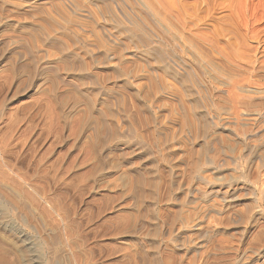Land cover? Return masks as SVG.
<instances>
[{
    "label": "rangeland",
    "instance_id": "obj_1",
    "mask_svg": "<svg viewBox=\"0 0 264 264\" xmlns=\"http://www.w3.org/2000/svg\"><path fill=\"white\" fill-rule=\"evenodd\" d=\"M10 1L11 2L14 1L13 2L14 4L16 2V0H10ZM40 1H41V4H39ZM161 1L162 0H37V1L35 0V2H34V0L33 1H31V0H24V1L23 0H17L16 3L18 5L21 4L24 6V5H26L24 3L27 2L26 6L32 7L34 4V6L32 7L34 9L36 7L37 8L41 7L43 5V3L45 2L46 5H43V6L45 9L47 8V10H44L43 7H41V8H43V11L44 12L46 11L47 14L45 12L43 14V16L41 14H38L39 16L34 15L36 18L33 16V19H35V20L39 17V20L37 19L38 23H36V24L39 25L40 28H34L32 30H30L31 28H28L29 29V31H28L27 28L25 29L23 27H20V29H18V26L14 27L15 30H13V26H11V25L0 26V29H1L0 30V35H1L0 39H6L8 42L9 41L11 42L8 44H7V42H6V44H2V45L0 44V48H1V46H3L0 49L1 50L0 53L3 52V55H4L3 56L0 54V73L1 74L4 73L3 78L6 79V80L3 79L2 78L3 75L1 76V74H0V78L2 80L6 81L5 82V81H2L0 79L1 80L0 84L3 82L2 85L0 86V99H1V102H0V105H1L0 106V111H1L0 120L2 119L0 121V124L1 123L4 124V125H2V124L0 125V141H2V142H0V144L2 145V146H0V148L3 147L1 149L4 150L5 152H8V153H5V152L1 151V149H0V157H1L0 158V161H1V163H0V179L3 178L2 180H0V186H4V187H0V195L2 196V194H3L2 198L0 197V203L2 202L1 203L2 206L0 205L2 207V208L0 207V264H19V263L20 264H28L29 262H30L29 264H31L32 261H33L32 264H34V263L35 264H39V263L40 264H47L48 260H49V262L52 263V261H54V258H56V257H57L56 258L57 264H80V263L82 264L85 262L84 261L85 259L87 260L86 261L87 264H89V263L90 264L91 263H93V264H100V263H102V264H138V263L139 264H144V263L147 264V261L148 262L150 261L149 264H151L152 262H154L153 264H158L157 263L158 259H159V262H161L160 264H167V262H169L168 264H171L172 262H173L172 264H186V263L191 264L192 262H193V264H197L198 263L197 261H199L198 264H206V262H208L207 261L208 260V252H209V250L212 249V247H214V244H215V247L213 249L216 250L217 252H218V250H220V251L221 250H227V248L229 247L230 244L234 245V246L232 245V248L234 247V249H235V247H236V243L238 242V241L236 242V240L239 238L238 234H236L232 231H228L227 233L225 231L224 232L220 231V233H218L219 232L218 230H220L221 227L223 228L225 226V222H226V224L228 223L229 219H226L227 214L230 215L232 212L238 213V211H239V214L242 212L244 214L247 213L246 215L248 217L250 215V220L252 221V223H250L248 225V230H247L248 232L246 233V238L250 237V234L252 231L251 227H253V225H255L256 223L264 224V222H263L264 215L259 216L256 213L258 211V209H257L258 208V201H259V203H261V201L264 203V191H263L264 187H262L264 184L262 183V185H261V183H260V182L264 181V174H263L264 173L263 172L264 167L257 169L256 167H257V163L259 162V160H257L255 157H252L253 154L252 153L250 154L248 152V149L250 146V140L256 137L255 140H258V141H256V142H255V140H253V141L255 143L258 142V144H255L254 142L253 143L255 145L260 146L261 150L258 147L259 150L256 149L254 151H256L255 153H260V155H262V157L264 156L263 155L264 151H262V150H264V149H262V148H264V143H262L264 141V136H262L264 134V121H263L264 120V116H263L264 110L261 111L262 109H264V105L262 106L260 104H257L258 102L253 100L251 104L252 105L254 104L253 105L254 107L255 106L258 107L259 108V110H258V108H254V107L252 108L251 104H250V106H249L250 108H249L248 105L246 103H244V104H246L245 108L243 107L244 104L239 105L242 108L239 106L238 107L240 109H246V110L249 109V110H247V111L246 110H240V112L243 111V112H241L242 114L241 115L239 114L240 116H235V115H237V112H238V109H236L237 112L235 111V109H233L234 107L236 108V106L235 105L232 106L233 105L232 101L234 100V99L232 100V98H233L232 94H233V92L235 93V91L232 92L231 97L229 95L230 91L228 92V89L230 90L232 87L231 85L234 84L235 85L234 88L236 87L237 89L236 88L235 89L239 92V93L236 92V93H238V95L235 93L236 96H239L242 94L241 96L248 97L249 94H252L253 92H255L256 94H258V92H259L260 95H256L253 93L254 95L253 94L250 95L252 97L263 96L264 95V86H263L264 80H260L259 78H256V76H258L257 72L259 71L258 70L259 66L258 65L253 66L254 67V68L252 67L253 71L251 69L249 70V68L251 67L250 65L241 66L242 68L240 67V69H239L240 71L238 74L239 75L243 74V77L241 75L240 80L242 81L243 78L245 80V81L243 80L244 82L242 81V83L239 82L241 84V86H240L238 84V82L236 83L234 81L238 77L237 76L238 74L235 73L236 71L233 72L232 76L233 77L235 76L233 78L231 76L232 71H230V72L227 71L228 69H225V67H223V66L216 65L213 63H210V64H206L205 62L200 63L199 61H197L193 58H190V57H192L193 54H188L186 48H184V50H182V52H181L182 54L180 53L181 55H178V56H182V57L185 56L183 58L184 59L183 64L179 63L176 65L174 63L172 64V62H170V63L165 62V64L164 63L161 64L160 63L161 60L159 58V55H157L158 53L156 54V52H155V51L158 52V49L160 47L161 24H160L159 20H160L161 14H162V11L160 12V10H162V6H161L162 2ZM166 1H168V0H166ZM173 1H174V4H173ZM173 1L170 0L167 2L168 3L167 4L168 5V12H170V13L167 12L168 13L167 14L168 15L167 20L169 21V23L171 25H173L172 27L175 26L174 27V30H175L174 36L172 37L173 34H171V33H169L167 35L168 41L170 42V44L176 43L178 46H183V43L185 40L183 38H190L191 30L194 31L196 28L202 29V31L203 30L204 31L205 30L210 31L211 29L213 30L212 27L217 28L216 26L218 25V28L221 27L225 30H229V28L226 27L227 25L222 24V22H223L222 20L227 21L231 17L234 16L233 14H232L233 16L230 14L232 12L229 11V13H228V11H227L228 9L225 7L227 5V2L223 7L224 10L223 9L219 10L216 8H213L214 9L213 10L212 7L216 4L221 3L222 0H215L216 2H214L212 0H210V1L209 0H173ZM205 1L206 2L208 1V2L206 3ZM199 3H201L202 5ZM211 3L213 6L212 5L210 6ZM28 4H30V5H28ZM205 4H206V7H205ZM38 5H39V7H38ZM174 5H175V7H174ZM47 6L49 7V9ZM209 6L211 8H209ZM195 7H197V8H195ZM198 9L201 11H199ZM205 10L207 11V13L205 12ZM144 11H145V13L146 12L150 13L148 15L150 18H148L147 15L143 14ZM48 12H50V13H48ZM159 13H161V14H159ZM195 13H196V15H195ZM208 13L210 14V16L212 15L211 17L215 18L216 24L213 23L215 26L211 25L210 23H200L199 22V20H202L203 18H209L210 16ZM35 14H37V12ZM45 14L48 16L50 14L51 17L49 16L50 17L49 18ZM205 14L208 16L204 17ZM169 15H171L172 17L170 16V18H169ZM43 17H45V18H43ZM224 18L227 20H225ZM43 19H46V20H43ZM37 20L35 22H37ZM196 20H198V21H196ZM231 20H233V18ZM41 21H42V24H40ZM44 21L46 23H44ZM49 22H52V25H50L51 23H49ZM218 22H221V23L217 24ZM48 24H49V26H48ZM195 25H197V26H195ZM53 26H54V28H53ZM210 26H212V27H210ZM10 27H11V30H10ZM46 27H47V29L48 28H52V29H50V30L46 29V32H45ZM21 28H22V30H21ZM35 29L37 30L36 34L41 30L37 35L42 36V34H43L42 39H40V37H38V36L36 37V34H35V36H34V34L33 35L31 34L32 31H36ZM43 29H44V31H43ZM59 29H61V30H59ZM9 31H11V34ZM14 31H15L16 36H13ZM22 32H25V33H22ZM231 32L227 31L228 36H226L227 38H222L220 40L221 44H225V43L227 44L228 40L231 42H236V40L233 38L228 39L229 36H231ZM4 33L6 35H4ZM19 33L20 34L22 33V34L20 35ZM29 33L31 35H29ZM33 33H35V32H33ZM2 34L5 38L2 37ZM170 34H171V36H170ZM19 35L21 36V39H20ZM22 35H24V37H22ZM44 36H47V37L55 40L58 44L60 43L61 46H63V48L59 49L60 48L59 46H56L55 44L47 43L44 40ZM11 37H12V39H11ZM35 37L37 38L36 41H35ZM139 38L140 39L142 38V41L141 40L138 41L137 39H139ZM143 38H145V39H143ZM175 38H177V39H175ZM61 40L64 43H61L62 42ZM143 40L144 41L147 40L146 41L147 43L143 42ZM15 41H17V42H15ZM23 41L26 44H28V47L30 50L28 49L27 45ZM15 43H17V45L14 46L13 44H15ZM65 43L66 44L68 43V44L66 45ZM71 44H74V46ZM148 44L150 45V47ZM31 45L37 50L38 53L35 51V49ZM250 45H252L254 47L256 44L251 43ZM262 46H263V48H262ZM9 47H11V48H9ZM14 47H16V48L14 49ZM257 47L260 48L259 51L261 53H258L256 58L259 59L260 61H262V60H264V53H262V49H264V43L260 44V46L258 45ZM17 48H18V50H16ZM19 48L20 49L25 48L26 50L28 49L30 52L33 49L32 50L33 52H31V53L27 52L25 49H24L25 52L23 50H22L23 51L22 52L19 50ZM6 49H8V50H6ZM57 49L61 50V51H58ZM64 49H66L65 50L66 52L64 51ZM147 49H149V50H147ZM153 49H154V51H153ZM150 50H152L154 54L152 53V51L150 52ZM4 51H6V52H4ZM62 51H63V53H61ZM75 51H78V52L76 53ZM29 53L32 55L30 56ZM36 53L39 54L38 55L39 57L36 56L37 55ZM41 54L44 57L43 56L41 57ZM69 54L75 55L76 62L71 61ZM24 55H25L26 59H24V57H23ZM32 56L37 57V58H34V60H33ZM59 56H61V57H59ZM66 57H67V60L65 59ZM79 57H81L82 60ZM28 58L30 59V62H32V61H34V62H32V63L27 62V61H29ZM38 58H39V60H38ZM17 60H20V61H17ZM45 60H46V63H44ZM60 60H62V61L65 60L67 62V63H65V64H67L66 67L64 64L65 61L62 62ZM13 61H15V64ZM39 61H41V62H39ZM49 61H51V62L49 63ZM19 62L20 63L23 62V64L21 63L20 65H17L18 66L17 67L16 64H19ZM38 62L40 64H38ZM25 63H27V66H29V65H31V66L27 68ZM28 63H29V65H28ZM36 63H37V67H36ZM41 63L47 64V65L52 64L50 66H52V70H55L52 72V76L50 74L51 71L47 70L48 72L43 71L41 73L39 71H37V68L42 66ZM70 63H72L73 65H71ZM83 63H85L87 65H84ZM12 64H14L13 67H12ZM79 64H82L84 66L89 65V67H88L89 69L86 67L85 68L89 70L91 75H93V76L95 75L94 81L98 77L97 80L101 79L100 80L101 82L99 80L98 81L100 83L95 81L97 84V85L95 84L96 86L92 85V84H91L92 86H89L90 83H82L83 82V80L81 81L82 77L78 73L74 72V69ZM54 65H55V67H56V65H58L59 68L57 66V69L56 68L53 69ZM68 65H70L69 68H68ZM24 66H26V67H24ZM71 66H73V68ZM164 66H167V67H164ZM22 67H23V69H22ZM70 67H71V70H70ZM246 67H247V69H246ZM35 68H36V70H35ZM62 68L64 69V71ZM66 69H69V70H66ZM20 70H23V71H20ZM34 70H35V72H34ZM58 70H60V71H58ZM224 70H226V71H224ZM246 70H248V71H246ZM254 70H255V74H253ZM12 71L13 72L15 71L14 72L15 75ZM66 71L68 74L65 73ZM249 71L253 72L252 75L249 74ZM37 72H38V74H37ZM55 72L57 73L58 76L60 75L59 76L60 79L63 78V81L57 79L58 78L57 75L55 77V74H56ZM185 72H186V75L182 76L183 74H185ZM31 73H32V75H31L32 77L35 74V76L33 77V80L31 79L32 83H34V84H32L30 82L31 81L30 80L31 77L29 78L30 75L26 76V75L31 74ZM39 73H40V76H39ZM189 73H191V75H189ZM7 74H10V75H7ZM41 74H42V78H41ZM45 74H47V75H45ZM48 74L53 78L52 79L46 78V76L50 77ZM244 74H245V77H248V76H250V77L246 79L244 77ZM70 75H71V77H70ZM77 75H79V76H77ZM187 75H189L191 77V79L193 77V79L190 81L189 80L190 77ZM226 75H228V76H226ZM6 76L7 77L9 76V78H11V79L13 78L14 80H12V81H10L11 79L7 80ZM37 76H39L40 78ZM64 77H65V79H64ZM77 77H80L81 79L77 78ZM184 77L186 79H187V77L189 78V79H187L188 82L186 79H185L186 81H184L182 79ZM220 78H221V80H220ZM238 78H240V77H238ZM79 79H80V81H77ZM223 79L225 81H223ZM229 79L232 81V83ZM251 79H252V81H251ZM26 80L29 81L28 82L29 86H27ZM42 80L44 82L40 83V81H42ZM51 80H53L52 81L53 83H51ZM181 80L184 81V84H183V81H181ZM246 80H248V81H246ZM22 81L25 82V84H26L25 87H24V82H22ZM45 81H46V83L48 82L47 84L49 85V87L52 84V86H53V87L51 86V88H53L52 90H51V88L49 89V87H47L48 85L45 83ZM192 81H193V83H191ZM237 81H239V79ZM254 81L258 82L257 85H256V82H254ZM78 82H79V85H78ZM186 82H187V84H185ZM229 82L231 85H229ZM261 82H262V84H260ZM30 83H31V85H30ZM37 83L40 84V86L42 84L41 88ZM189 83H191L192 85H195L197 90L193 89L195 87H192V85ZM67 84H68V86H72V87L68 88ZM85 84L87 87L85 86ZM98 84H100L101 86H98ZM6 85L9 87H7ZM21 85H23V87ZM3 86L6 89L9 88V90L6 91V89ZM79 86L81 88L83 87L84 89H86V91H85L86 93L83 92ZM2 87H3V89H2ZM26 87H29V88L26 89ZM73 87L74 88L76 87V88L73 89ZM91 87H94V88L97 87L98 91L96 88L94 89ZM10 88L12 89V92H11ZM37 88H38V91H37ZM45 88H47V89H45ZM104 88H106V89H104ZM107 88L109 89L110 93L112 92L111 90H113L115 93L117 92L115 94L116 95L115 97H120V98L116 99L117 102H118V99H121V100H119L118 105H116L117 102H115L116 101L115 97L105 98L106 96L102 93V91L108 92ZM188 88H190V92H192V91L196 92L197 91V93H195V92L194 93L196 94V96L198 94V96H197L198 99L196 98V96H194L195 95L194 93H193L194 95H192L190 92H188L189 91ZM87 89H89V90H87ZM186 89H187V91H186ZM254 89L256 91L258 90V92L253 91ZM15 90H17V91H15ZM46 90H48L47 91L48 94L51 95V97H50V95L49 96L47 95L48 99H46L47 97L45 96V94H47ZM53 90H54V92H53ZM251 90H252V92H251ZM260 90H263L262 91L263 94L261 93ZM14 91L16 92V94ZM40 91L43 95H41ZM81 91H82V94H81ZM87 91L89 94L87 93ZM90 91H92V93H94L93 94L94 96H92ZM118 91L121 94H119ZM37 92H39V93H37ZM49 92H51V93H49ZM98 92L100 94H97ZM114 92H112V93H114ZM227 93H228V95H227ZM3 94L6 95L5 96L6 98L3 97L4 96ZM190 94H191V96H189ZM38 95H40V96H38ZM84 95H86V97H88V95H89L88 98L90 100L88 98H85ZM7 98L10 100V102H8L9 100ZM195 98H196L197 102H196ZM108 99H110V100H108ZM122 99H123V101H122ZM33 100H34V103H33ZM40 100H41V102H39ZM198 100H199V102H198ZM229 100H231V101H229ZM245 100H247V99H245ZM89 101H91L92 103L91 102L88 103ZM120 101H121V103H120ZM48 102L50 103V105L52 107H50ZM122 102L125 106L122 105ZM254 102H256V103H254ZM12 103H13V105H12ZM89 104H91V106ZM42 105H43V108L41 107ZM197 105H199L200 107ZM118 106L120 109L117 108ZM9 107H10V110H9ZM260 107H261V109H260ZM50 108L51 109L53 108L52 110H54V111H52ZM91 108H92V110H91ZM124 108L126 111L123 110ZM13 110H15V111H13ZM43 110L45 113L43 112ZM46 110H47V112H46ZM55 110L57 113L55 112ZM254 110H256V111H254ZM102 111H104L105 113H103ZM115 111H118V112H115ZM200 111H202V112H200ZM253 111H254V113H253ZM10 112H14V113H12V115H11ZM27 112H28V114H27ZM37 112L41 116L36 115V114H38ZM49 112L50 113L52 112V114H50L51 116H53V114L59 115V117L56 115V117L59 118V120L57 118H54L56 121V123L54 121V123L52 125L54 128L52 126H49L50 128L52 127L54 131L52 129H50L49 127H46V126H45L46 128L44 127V125L47 123V121H45L47 119L46 113H49ZM125 112H127V113H125ZM198 112L200 114H198ZM245 112L246 113L248 112L249 114L248 113L246 114ZM6 113H7V115H6ZM9 113L11 116L9 115V118H7ZM257 113L260 115L257 116L256 115ZM13 114L20 121L17 120L13 116ZM101 114L102 115L105 114V115L102 116ZM19 115L21 116V118L19 117ZM42 115H43V118H42ZM107 115L110 116L111 119L109 117H107ZM111 115L113 116V118ZM35 116H36V118H35ZM38 116H39V119L37 118ZM100 116L101 117L105 116L107 120L105 119V117L102 119ZM251 116H253L256 120ZM11 117L15 118V120H14V118H12V121L14 120L15 122L8 120V119L11 120ZM237 117H241V118H237ZM248 117H250V119ZM66 119H68L69 122H71V123H69L68 120H66ZM73 119H74V121L77 120L76 123L73 121ZM244 120H246V121H244ZM257 120H259V121H257ZM260 120L263 122V124ZM22 121H24V122H22ZM31 121H32V123H30ZM34 121L36 124L34 123ZM108 121L111 123H109ZM241 121H243V122H241ZM247 121H249V122H247ZM37 122H38V124H37ZM10 123L12 125L15 123V125L12 126ZM25 123H27L26 126H25ZM39 123H42L43 125H41ZM58 123H59L61 129H60V127H55L54 124H56V126H57ZM107 123H108V125H111V126L106 125ZM255 123H256V125H253ZM7 124L11 125V127H13V128H11L10 126H7ZM28 124H31V126ZM33 124H35L37 128L35 127V125L33 126ZM72 124H74V125L76 124L75 127L73 125L74 129L72 128ZM245 124H246V126H245ZM261 124L263 127L260 126ZM21 125H22V127H21ZM47 125H48V123H47ZM6 126L8 127L7 130H5ZM17 126H20L21 128L17 127ZM29 126H30V128L31 127L32 128L30 129ZM42 126H43V128H42ZM257 126H258V130H256V131L259 132L258 134L256 131H254V129H256ZM27 127L29 128V130L26 132L25 130L28 129ZM89 127L91 128V130ZM102 127H104L105 130H103L104 128L102 129ZM260 127L263 130H261ZM55 128H56V132H55ZM69 128H72L73 130L69 129ZM106 128L107 129L111 128V129H109L107 131ZM12 129H14L15 131ZM16 129H17V131H16ZM32 129H33V131H32ZM57 129H58V131H57ZM115 129H117V130H115ZM18 130L19 131L21 130V132H18ZM59 130L61 132H59ZM69 130L73 131V132L70 133ZM5 131H6V133H5ZM13 131H14V135H12ZM41 131L43 134L41 133ZM90 131H92V132H90ZM93 131H95V134L93 133ZM102 131H104V133ZM114 131L116 133L118 132L117 134L120 135L119 140H118L119 137H117L118 135L113 133ZM124 131H126V133H124ZM1 132L5 133V134L2 133L3 135H5V139H4V137H2L3 135L1 134ZM30 132H32V133H30ZM58 132L61 134H58ZM106 132H107L108 136L106 135ZM253 132H254V134H253ZM7 133H9V135ZM24 133H27L30 136L26 135L27 136L26 137ZM35 133L37 136L35 135ZM38 133L40 135H44L45 143L43 142V145L41 143L44 140L43 136H40ZM91 133H93V135ZM112 133L115 136L111 135ZM160 133H162V134H160ZM164 133L166 135H164ZM250 133H252V134H250ZM260 133H262V134H260ZM10 134L12 137L10 136ZM16 134L18 136L19 135L20 136L18 137ZM109 134H110V136H109ZM101 135L103 137H101ZM247 135H248V137H247ZM260 135L262 136V138ZM111 136H113V137H111ZM252 136H254V137L252 138ZM1 137L4 140H2ZM20 137L22 138L21 140H20ZM39 137H41V138H39ZM245 137H246V139H245ZM25 138L27 139V141L25 140ZM259 138H261V139H259ZM35 139H37L38 141ZM39 139H42V140L40 141ZM22 140H23V142L25 141L26 143L24 142V144H22L23 143V142L21 143ZM52 140H54V141H52ZM4 141H6L5 144H4ZM17 141L19 142V145L21 146V150L19 148L20 146L18 147V145H15V144H18ZM49 141H51V142H49ZM14 142H15V144H14ZM251 142H252V140H251ZM27 143H29V144H27ZM35 143L38 146H36ZM47 143H48V146L50 144L51 145L48 147V146H46ZM138 143L141 145L143 144L142 145L143 148H141V145H139ZM145 143H147V144L145 145ZM40 144L42 146H40ZM259 144H263V145H259ZM6 145L7 146L9 145V146L7 147ZM136 145L138 146V148ZM251 145H253V144L251 143ZM5 147H7V148H5ZM45 147H47L46 148L47 150L45 149ZM144 148H145V150H143ZM146 148H147V150H146ZM148 148L152 153L148 150ZM151 148H153V150L155 152ZM244 151H245V153H244ZM2 152H3V154H2ZM10 152H11V155L9 154ZM34 152L36 154H34ZM42 152H43V154H42ZM147 153H148V156H147ZM149 153L151 154V156H149L150 155ZM45 154L47 156L46 159L44 156ZM31 155H33V156H31ZM37 155L38 156L41 155L40 158ZM142 155H143V157H142ZM154 155L157 157H154ZM248 156H249V158H248ZM31 157H32V159H31ZM33 158L37 159L38 161L34 160ZM156 158L159 162L158 163L159 165L156 164L157 163V160H155ZM147 159H149V160H147ZM47 160L51 161L52 164ZM255 161H257V162H255ZM34 162L37 163V166ZM45 163H46V165H44ZM53 163H54V165H53ZM255 163H256V165H254ZM47 164H50V165H47ZM56 164H58L59 166H62L63 168H65L66 165L68 166V168L67 167L66 168L68 169L69 172H68V175L66 177H65V175L63 176L64 179L61 175L58 176V175H56V173H51V171H56V170H54V167L57 166ZM147 164H149L150 167ZM39 165H42V166H39ZM156 165H157V167H156ZM46 166H48V167H46ZM49 166H51V168ZM79 167H80V169H79ZM151 167L153 168V170ZM40 168H42V169H40ZM45 168H47V169H45ZM52 168H53V170H52ZM75 168H77V169L75 170ZM156 168H158V169H156ZM37 169H39V170H37ZM43 169L46 172H44ZM3 170H5V172ZM48 170H51V171H48ZM136 170H138V171H136ZM255 170L261 172L260 179L257 178V181H253V180H256V177L258 176V175H255V174H257V171H256V173H254ZM39 171H40V173H39ZM41 171H43V173ZM145 171H147L146 172L147 174L145 173ZM45 173H47L49 175H51V174H54V175L49 176L47 174L45 175ZM73 173L76 175H74ZM150 173H151V175L154 173L152 175L153 177L150 175ZM142 174H143V176H141ZM5 175H6L7 179H6ZM11 175H12V177H11ZM44 175H45V177H44ZM84 175H85V177H82L83 180H81L80 176H84ZM149 175H150V177H148ZM46 176H48V177H46ZM75 176H78V177L75 178ZM136 176H138V177H136ZM145 176H147L146 179L144 178ZM14 177L15 178L17 177L16 178L17 180H15ZM50 177H52V180H53V178H55L53 180L54 182L52 180L50 181V179H51ZM9 178L11 180H9ZM48 178H50V179H48ZM70 178H72V179H70ZM78 178H80V179H78ZM149 178H150V180H149ZM58 179L59 180L63 179V181L66 180V184L62 183L63 181H59ZM67 179H69V181ZM75 179H77L78 181ZM135 179L136 180L138 179V181H135ZM262 179H263V181H262ZM7 180H9V181L7 182ZM72 180L73 181L75 180L74 183L76 182L74 184L75 186L73 185L74 187H76V189H73L74 187H72V188L69 187V184H67V182L71 183ZM152 180H154V182ZM1 181H5V182H1ZM13 181H15V182L18 181V182L16 184ZM150 181H152L153 183ZM55 182H57V183L59 182L60 186L57 183L55 184ZM77 182H79V183H77ZM148 182L151 184H149ZM252 182H255V183L258 182V183H256L255 187L257 186V184H259V186H257L255 188L254 187L255 183L253 184ZM6 183H7V185H6ZM141 183H144V184L142 185ZM147 183L149 184V186ZM20 184H22V186ZM54 184L57 187L54 186ZM72 184H73V182H72ZM78 184H79V186H78ZM154 184H156V185H154ZM18 185L21 186V189L22 188L23 189L21 190ZM139 185H141L143 188L140 189L141 186H139ZM151 185H152V188H151ZM5 186H7V188H5ZM260 186L262 187V190L260 189ZM155 187H156V189H155ZM2 188H4V189H2ZM233 188H235V189H233ZM78 189H80V190H78ZM139 189L141 191V194H139L140 193ZM215 189L218 191L217 194H216ZM252 189H254V190H252ZM2 190H3V192H2ZM25 190H27V192ZM129 190H130V192H129ZM235 190H236V192H235ZM259 190H261V191H259ZM20 191H22V192H20ZM143 191H144L145 195H144ZM231 191H233L232 196H230V194H232ZM255 191H257V192H255ZM1 192H2V194H1ZM28 192L31 193V196L33 198L30 197V194ZM127 192L130 194V196H129V194H127ZM151 192H152V194H151ZM237 192H239V193L237 194ZM241 192L243 193V195L241 194ZM262 192H263V194H262ZM20 193H22L23 195ZM26 193H28V194H26ZM156 193H158V194H156ZM190 193H191V197H190ZM244 193H245V195H244ZM32 194H35V195H32ZM92 194H94V196ZM131 194H132V196H131ZM146 194H147V196H146ZM148 194H150L149 197H148ZM221 194H222V196H221ZM224 194H225V196H224ZM234 194H237V195H234ZM252 194H253V196H252ZM260 194H261V196H260ZM25 195H27V196H25ZM142 195H144V199L148 198V199L152 200V198L154 196L157 199L154 197L152 201L147 200V199H145L143 201L141 198V197H143ZM239 195H242V197L239 198L240 197ZM250 195H251V197H250ZM133 196H134V198H133ZM235 196H236V198L233 199ZM237 196H238V198H237ZM231 197H232V199H229ZM31 199H33L35 201L36 200H38V201L40 200V201L34 202L36 204L35 205L33 203V200H31ZM253 199L256 201L253 202L254 201ZM156 201H158V202H156ZM15 204H17V205H15ZM40 204H41V206H40ZM253 204L254 205L257 204V206L255 207ZM13 205L16 207H14ZM37 205H39L40 207ZM155 205H157V206H155ZM56 206H58V207H56ZM151 206H152V208H151ZM15 208H18L19 210H17V209L15 210ZM55 208H57V209L62 208V209L56 210ZM147 208H149V209H147ZM255 208H256V210H255ZM63 209H64V211H63ZM238 209H241V210H238ZM230 210H232V212ZM243 210H246V211L244 212ZM250 210H251V213L253 212L254 215L251 213L248 214L250 212ZM59 211H62V212H59ZM145 211H146V214L143 216ZM186 211H188V212L185 213ZM4 212H6V213H4ZM30 212H32V213H30ZM63 212H65L66 214ZM149 212L150 213L152 212V213L150 214ZM60 213H61V215H60ZM159 213H162V214L160 215ZM155 214H156V216H155ZM175 214H177V215H175ZM263 214H264V212H263ZM18 215H19V217H22V218H18L17 217ZM65 215L67 216V219H65L66 218V217H64ZM68 216H69V218H68ZM58 217L62 218V219H59ZM165 217H166L167 221L164 220L165 221V223H164L163 218H165ZM143 218H145V219H143ZM171 218H172V220H171ZM14 219L16 221L18 220V222H16ZM159 219L161 221H163V223ZM212 219H215V220L212 222ZM59 220H61V221H59ZM64 220H66L65 222H67V223H65ZM148 220L150 222V225H148L149 224ZM156 220H158L157 221L158 223L156 222ZM210 220H211V222H210ZM14 221L17 224L14 223ZM54 221H56V222L58 221L57 224L54 223ZM68 221H69V223H68ZM140 221H141V223H140ZM143 221H144V224H143ZM151 221H153L154 224H153V222L151 223ZM215 221L216 222L218 221L217 222L218 225L216 224ZM23 222H24V224H23ZM187 222L189 223V226L187 225L188 224ZM191 222H192V225H191ZM220 222H222V223H220ZM50 223H51V225L47 227V224L49 225ZM53 223H54V225L56 224L55 227L53 226ZM66 224H68L67 228H66L67 230H65ZM166 224H168V225H166ZM198 224L202 228L204 227L205 224L209 225V226L208 225L206 226L207 228H210V226H211V228H215L214 226H216V228H215V229H217L216 236L214 235L213 238L212 237L209 238L206 236H204V237L200 236L201 238H203L201 240L199 237H197L198 242L196 241L197 242L196 243L195 240H197V238H196V236L193 237V235H195V233H197V231L199 232L200 230L203 231L206 229V227H204L205 229L204 228L202 229ZM219 224H220V227H219ZM57 225L59 226V228H57L58 227ZM134 225H136L135 228H133ZM141 225H142V227H140ZM158 225L160 227L162 226V228H160ZM173 225H174V227H173ZM127 226H129V227H127ZM153 226L154 227L157 226V227L154 228ZM185 226H186V228H185ZM235 226L237 227L236 229L238 230L239 228H241L243 226V224L242 225L239 224V225H235ZM29 227L32 228V231ZM38 227H40V229ZM52 227H54L55 229L52 230L51 229ZM68 227L70 229H68ZM137 227H138V229H137ZM151 227H153V228L151 229ZM178 227H179V229L177 230ZM27 228H29V229H27ZM42 228H43V230H42ZM44 228H45V230H44ZM61 228H62V230H61ZM48 229L51 230L50 234H49ZM156 229H158V230L160 229L159 232L162 230L161 231L162 234H161V232L159 233L158 230H156ZM187 229H188V231H186ZM23 230H24V232H23ZM36 230L39 231V233H41V234H39ZM134 230H135V232H134ZM152 230H153V232H151ZM20 231H21V233L23 232L24 235L28 234L27 236L29 237V239L30 240L32 239L34 246L31 247V249L30 248L28 249V246L25 245V243L23 242V237L19 236ZM33 231L34 232L36 231V232L34 233ZM60 231L62 232L63 236L60 233ZM179 231H181V232H179ZM185 231H186V233H184ZM194 231H195V233H193ZM57 232L59 233V235L56 234L57 236H55V233H57ZM154 232H156V233H154ZM70 233L74 238L70 235ZM158 233L160 234L159 238H158V235H159ZM224 233L226 235L232 236L231 239L228 236H226ZM229 233H231V234L234 233V234L231 235ZM44 234H46V237H44L45 236ZM185 234H186V236L188 235V241L189 242L191 241L190 245H193V247H195V249L193 251H191L192 253L190 251H186V248L184 246V242H183L182 237L185 236ZM217 234H218V236H217ZM37 235H40V236L43 235L44 241L42 240V237H40V236H39V238H40V240H39ZM223 235H224V239H223ZM236 235L238 236V238ZM34 236H35V238H34ZM59 236H60V238H59ZM68 236H70V237L67 240ZM190 236L192 238H190ZM234 236H236V237H234ZM51 237H53V239ZM54 237H56V238H54ZM75 238L77 239V241ZM194 238H195V240H194ZM204 238H205V240H204ZM220 238H222V240H220ZM235 238H237V239H235ZM36 239H38V240H36ZM214 239L215 240L217 239L216 242ZM232 239H233V241H231ZM20 240H22V241H20ZM50 240H52V243L53 242L54 243L57 242V243L53 245ZM209 240L211 242L212 241H214V242L211 243ZM45 241H47V242H45ZM59 241L62 242L61 243L62 246L60 245ZM64 241L66 243H64ZM150 241H151V243H150ZM192 241H194L195 245L196 244L197 245L194 246ZM19 242H21L22 244ZM43 242H44V244H43ZM177 242H179V243L177 244ZM227 242H228V244H227ZM69 243H70V245H69ZM73 243H74V245L72 248ZM157 243H159L158 246H160L161 248L159 247V249H157L158 246L156 247V245H155ZM20 244L22 246H20ZM38 244H41V245H38ZM48 244H50V245H48ZM57 244H59V245H57ZM66 244L68 247L66 246ZM198 244H201V245H198ZM209 244H210V246H207ZM212 244H213V246H212ZM223 244H225L226 246L228 245V246L226 247ZM76 245H78V246H76ZM37 246H39V247H37ZM43 246H45V247H43ZM46 246L48 247V249ZM51 246H53V248L54 247L55 248L53 249ZM63 246L66 247L65 249H67L68 251L64 250ZM167 246L169 248H167ZM176 246H178V247H176ZM183 246L185 249L181 248ZM40 247H41V249H40ZM49 247L52 248V250L51 249L49 250ZM74 247L77 249H74ZM151 247H153V248H151ZM170 247H172L171 250H170ZM69 248H71V249H69ZM24 249H26V250L28 249L27 252L29 254H32V255L28 256L29 255L28 253H27L28 255L26 253L23 254V252L26 251ZM55 249H56V251H55ZM58 249H61L62 252L60 250L58 252ZM78 249L81 250L82 253H86V254L88 253L91 255L88 256L86 254H82ZM154 249L157 251H155ZM175 249H176V251H175ZM177 249H178V251H177ZM29 250L30 251L32 250V251L29 252ZM48 250L51 252H49ZM76 250L79 252H77ZM169 250H170V252L172 251V253L169 254V252H168ZM83 251H85V252H83ZM198 251L200 254L198 253ZM205 251H206V253H205ZM64 252H65V254H64ZM76 252L78 253L80 258L82 257L81 259H84L83 261L79 257L74 256L75 255L74 253H76ZM157 252H159L160 255ZM162 252H163V254H162ZM165 252H167V254ZM178 252H180V253H178ZM194 252L196 253V255L198 254V256L192 255V254H195ZM49 253H51V254H49ZM175 253L177 254V258H179V259L182 258V260L176 259L177 260L176 263H175L176 260L174 258V257H176ZM58 254H59V256H58ZM60 254H62V256H60ZM66 254H68L67 255L68 258H66L67 257ZM144 254L147 256H145ZM173 254H175L174 256H172L174 258V260L172 257L166 258L167 256H170ZM206 254H207V256H206ZM50 255L51 256L55 255V256H53L54 258L52 257L53 260H51L52 258ZM84 255L87 256V258L84 257ZM184 255H185V257H184ZM191 255L194 257L196 256L195 257L196 262H195V260H193L194 257H192ZM199 255H201V256L199 257ZM63 256H64V258H63ZM28 257H30V258H28ZM72 257H73V259H71ZM89 257L92 261L89 259ZM143 257H147L148 259L145 258L147 261H144L145 259H143ZM160 257H162V258H160ZM189 257L190 258L192 257L191 258L192 261ZM205 257L207 260L205 259ZM26 258H28V259H26ZM60 258L62 259V261H60L61 260ZM74 258H75V260L79 259V261H81V262L76 263L77 261H74ZM151 258H153L154 261L149 260ZM156 258H158V259L156 260ZM30 259L32 261H29ZM58 259H60V260H58ZM199 259L201 260V262ZM18 260H20V261L24 260L25 262L23 261V263H22V261L20 262ZM93 260H95V263ZM96 260H98L100 263L97 262ZM101 260H104V261L101 262ZM164 260L165 261L167 260V261L165 262ZM27 261H29V262L27 263ZM89 261H91V262H89ZM186 261H188V262H186ZM190 261H191V263H189ZM70 262H72V263H70Z\"/></svg>",
    "mask_w": 264,
    "mask_h": 264
},
{
    "label": "bare ground",
    "instance_id": "obj_2",
    "mask_svg": "<svg viewBox=\"0 0 264 264\" xmlns=\"http://www.w3.org/2000/svg\"><path fill=\"white\" fill-rule=\"evenodd\" d=\"M24 1V0H23ZM31 1H33V0H31ZM37 1V0H36ZM168 1H170V0H168ZM168 1H166V0H162L161 2H162V4H161V6H162V10H160V12L162 11V14L161 13H159V14H161V17H160V24H161V30H160V47H159V49H158V52L157 51H155L156 52V54L157 55H159V58H160V60H161V64L162 63H164L165 64V62H168V63H170V62H172V64L174 63V64H179V63H181V64H183V62H184V57L185 56H178V55H181L182 53V50H184V48H186L187 49V53L188 54H193L192 55V57H190V58H193V59H195V60H197V61H199L200 63L201 62H205L206 64H210V63H213V64H216V65H220V66H223V67H225V69H228L227 71H232L231 73V76L233 75V72L234 71H236L235 73H239V69H240V67L241 66H245V65H250L249 67V70L251 69H253L254 67L253 66H255V65H258L259 66V71L257 72V74H258V76H256V78H259L260 80H264V60H262V61H260L259 59H257L256 58V56L258 55V53H261L259 50H260V48H258L257 46L259 45L260 46V44H263L264 43V0H222L221 1V3H219V4H216V5H212V3L210 4V6L212 5L213 7H212V9L213 8H216V9H223V7H224V5L226 4V2H227V5L225 6L228 10V13H229V11L230 12H232V13H230L233 17H229L228 19L229 20H227V19H225V20H227V21H224V20H222L223 22H222V24H225V25H227L226 27L227 28H229V30H225V29H223V28H218V25L216 26L217 28H215V27H212V26H210V27H212L213 28V30L211 29L210 31H202V29H198V28H196L194 31H192L191 30V32H190V38H183V39H185L184 40V43H183V46H178L176 43H174V44H170V42L168 41V37H167V35L169 34V33H171V34H173L172 35V37L174 36V34H175V30H174V27H172L173 25H171L170 23H169V21L167 20L168 18H167V14L168 13H170V12H168ZM173 1V0H172ZM210 1V0H209ZM212 1H214V2H216L215 0H212ZM14 2V1H13ZM13 2H11L10 0H0V26H9V25H11V26H13V30H15L14 29V27L15 26H18V29H20V27H23V28H31L30 30H32V29H34V28H40L39 27V25H37L36 23H38V20H39V17L36 19L37 20V22H35L36 20L35 19H33V16L35 15H38V14H41L42 16H43V14L46 12H44L43 11V8H44V6L43 5H46L45 4V2L43 3V5L41 6V7H43V8H41V7H39V5H38V7L39 8H32L33 6H34V4H33V6L32 7H29V6H26L27 5V2H25L24 4H26V5H21L20 3V5H18L16 2H17V0H16V2H15V4L13 3ZM34 2H35V0H34ZM57 2V1H56ZM59 2V1H58ZM200 2V1H199ZM206 2V1H205ZM208 2V1H207ZM206 2V3H207ZM22 3V2H21ZM31 3V2H30ZM50 3V2H49ZM198 3V2H197ZM196 3V4H197ZM218 3V2H217ZM17 4V5H16ZM23 4V3H22ZM39 4H41V1H40V3ZM170 4V3H169ZM173 4H174V1H173ZM199 4H201V3H199ZM209 4V3H208ZM215 4V3H214ZM28 5H30V4H28ZM64 5V4H63ZM176 5V4H175ZM175 5H174V7H175ZM202 5V4H201ZM172 6V5H171ZM209 6V8H211ZM46 7V6H45ZM48 7V6H47ZM177 7V6H176ZM205 7H206V4H205ZM41 8V9H40ZM63 8V7H62ZM65 8V7H64ZM179 8V7H178ZM187 8V7H186ZM195 8H197V7H195ZM200 8V7H199ZM48 9H49V7H48ZM173 9V8H172ZM201 9V8H200ZM44 10H47V8L45 9L44 8ZM196 10V9H195ZM199 10V9H198ZM209 10V9H208ZM214 10V9H213ZM224 10V9H223ZM222 10V11H223ZM192 11V10H191ZM199 11H201V10H199ZM212 11V10H211ZM37 12V14H35ZM168 12V13H167ZM205 12L207 13V11L205 10ZM226 12V11H225ZM48 13H50V12H48ZM183 13V12H182ZM193 13V12H192ZM191 13V14H192ZM198 13V12H197ZM211 13V12H210ZM46 14H47V12H46ZM45 14V15H46ZM55 14V13H54ZM143 14H145V15H149L150 13H145V11L143 12ZM209 14V13H208ZM40 15V16H41ZM44 15V16H45ZM173 15V14H172ZM178 15V14H177ZM194 15V14H193ZM195 15H196V13H195ZM194 15V16H195ZM229 15V14H228ZM34 16V17H35ZM39 16V15H38ZM46 16H48V15H46ZM45 16V17H46ZM49 16H50V14H49ZM48 16V17H49ZM170 16L171 15H169V18H170ZM189 16V15H188ZM206 16H208V15H206L205 14V16L204 17H206ZM209 16H210V14H209ZM212 16V15H211ZM209 17V18H203L202 20H199V22L200 23H210L211 25H214L213 23H215L216 24V21H215V18H213V17ZM215 16V15H214ZM221 16V15H220ZM45 17H43V18H45ZM51 17V16H50ZM49 17V18H50ZM172 17V16H171ZM180 17V16H179ZM191 17V16H190ZM198 17V16H197ZM196 17V18H197ZM203 17V16H202ZM223 17V16H222ZM228 17V16H227ZM36 18V17H35ZM48 18V19H49ZM148 18H150L149 16H148ZM217 18V17H216ZM233 18V20H231ZM41 19V18H40ZM200 19V18H199ZM43 20H46V19H43ZM42 20V21H43ZM54 20V19H53ZM178 20V19H177ZM42 21H41V23L40 24H42ZM192 21V20H191ZM196 21H198V20H196ZM218 21V20H217ZM220 21V20H219ZM48 22V21H47ZM44 23H46L45 21H44ZM43 23V24H44ZM49 23H51L50 25H52V22H49ZM175 23V22H174ZM192 23V22H191ZM195 23V22H194ZM197 23V22H196ZM219 23H221V22H218L217 24H219ZM60 24V23H59ZM193 25V24H192ZM209 25V24H208ZM42 26V25H41ZM48 26H49V24H48ZM195 26H197V25H195ZM215 26V25H214ZM224 26V25H223ZM60 27V26H59ZM53 28H54V26H53ZM3 29V28H2ZM5 29V28H4ZM46 29H47V27L45 28V32H46ZM49 30L50 29H52V28H48ZM47 29V30H48ZM1 30V29H0ZM6 30V29H5ZM4 30V31H5ZM8 30V29H7ZM10 30H11V27H10ZM21 30H22V28H21ZM36 30V29H35ZM39 30V29H38ZM59 30H61V29H59ZM17 31V30H16ZM25 31V30H24ZM28 31H29V29H28ZM41 31V30H40ZM39 31V32H40ZM43 31H44V29H43ZM42 31V32H43ZM54 31V30H53ZM52 31V32H53ZM58 31V30H57ZM179 31V30H178ZM227 31H232L231 32V36H229V38L228 39H231V38H233V39H235L236 40V42H231V41H229L228 40V42H227V44L225 43V44H221V42H220V40L222 39V38H227L226 36H228V33H227ZM7 32V31H6ZM10 32V34H11V31H9ZM33 32H35V33H33ZM36 32H37V30L36 31H32V35L34 34V36H35V34H36ZM38 32V33H39ZM41 32V33H42ZM44 32V33H45ZM22 33H25V32H22ZM21 33V34H22ZM37 33V34H38ZM50 33V32H49ZM14 34H15V31H14ZM13 34V36H16V34L14 35ZM20 34V33H19ZM20 34V35H21ZM30 33H29V35H31ZM36 34V37L38 36ZM171 34H170V36H171ZM178 34V33H177ZM176 34V35H177ZM4 35H6L5 33H4ZM8 35V34H7ZM19 35V36H20ZM26 35V34H25ZM47 35V34H46ZM1 36V35H0ZM10 36V35H9ZM12 36V37H13ZM18 36V35H17ZM42 36H43V34H42ZM42 36H38V37H40V39H42ZM53 36V35H52ZM2 37H4L3 36V34H2ZM8 37V36H7ZM6 37V38H7ZM12 37H11V39H12ZM22 37H24V35H22ZM33 37V36H32ZM35 37V41H36V38ZM5 38V37H4ZM15 38V37H14ZM17 38V37H16ZM26 38V37H25ZM59 38V37H58ZM8 39V38H7ZM20 39H21V36H20ZM143 39H145V38H143ZM175 39H177V38H175ZM26 40V39H25ZM39 40V39H38ZM44 40L47 42V43H51V44H55L56 46H59L60 48L59 49H61V48H63V46H61V44L59 43H57L55 40H53V39H51V38H49V37H47V36H44ZM138 41H142V38L140 39H137ZM27 41V40H26ZM62 41V40H61ZM147 41V40H146ZM146 41H144L143 40V42H145V43H147ZM227 41V40H226ZM6 42H7V44L8 43H11L10 41L8 42L6 39H0V44L2 45V44H6ZM13 42V41H12ZM15 42H17V41H15ZM24 42V41H23ZM42 42V41H41ZM60 42V41H59ZM25 43V42H24ZM28 43V42H27ZM61 43H64L63 41L61 42ZM140 43V42H139ZM142 43V42H141ZM149 43V42H148ZM180 43V42H179ZM251 43H255L256 45L253 47L252 45H250ZM26 44V43H25ZM30 44V43H29ZM66 44V43H65ZM68 44V43H67ZM66 44V45H67ZM159 44V43H158ZM11 45V44H10ZM9 45V46H10ZM14 46L15 45H17V43H15V44H13ZM27 45V47H28V44H26ZM46 45V44H45ZM63 45V44H62ZM71 45H73L74 46V44H71ZM149 45V44H148ZM180 45V44H179ZM254 45V44H253ZM23 46V45H22ZM21 46V47H22ZM32 46V45H31ZM146 46V45H145ZM3 46H1V48H2ZM7 47V46H6ZM5 47V48H6ZM13 47V46H12ZM20 47V46H19ZM25 47V46H24ZM33 47V46H32ZM36 47V46H35ZM65 47V46H64ZM67 47V46H66ZM147 47V46H146ZM149 47H150V45H149ZM0 48V49H1ZM9 48H11V47H9ZM16 47H14V49H15ZM34 48V47H33ZM38 48V47H37ZM68 48V47H67ZM70 48V47H69ZM73 48V47H72ZM148 48V47H147ZM170 48V49H169ZM262 48H263V46H262ZM261 48V49H262ZM4 49V48H3ZM2 49V50H3ZM25 48H23V49H20L19 48V50L20 51H24L25 52V50H24ZM28 49H29V47H28ZM26 50L27 52H30L29 50ZM35 49V48H34ZM185 49V50H186ZM6 50H8V49H6ZM10 50V49H9ZM16 50H18V48L16 49ZM33 50V49H32ZM31 50V52H33ZM58 50V49H57ZM66 49H64V51H65ZM147 50H149V49H147ZM190 50V51H189ZM1 51V50H0ZM22 51V52H23ZM35 51L37 52V50L35 49ZM58 51H61V50H58ZM69 51V50H68ZM152 50H150V52H151ZM153 51H154V49H153ZM153 51H152V53H153ZM4 52H6V51H4ZM8 52V51H7ZM26 52V53H27ZM30 52V53H31ZM66 52V51H65ZM64 52V53H65ZM72 52V51H71ZM76 53L78 52V51H75ZM149 52V53H150ZM29 53V54H30ZM38 53V52H37ZM36 53V54H37ZM61 53H63V51L61 52ZM181 53V54H180ZM262 53H264V49H262ZM1 55H3V52H1L0 53ZM5 54V53H4ZM7 54V53H6ZM35 54V53H34ZM75 54V53H74ZM154 54V53H153ZM28 55V54H27ZM26 55V56H27ZM32 54H30V56H31ZM39 54H37L36 56L37 57H39L38 56ZM185 55V54H184ZM4 56V55H3ZM29 56V55H28ZM43 55L41 54V57H42ZM81 56V55H80ZM191 56V55H190ZM24 57V59H26L25 58V55L23 56ZM33 57V56H32ZM37 57H33L32 59L34 60V58H37ZM44 57V56H43ZM59 57H61V56H59ZM64 57V56H63ZM69 57L71 58V61H74V62H76V57H75V55H70L69 54ZM82 57V56H81ZM81 57H79V58H81ZM31 58V57H30ZM85 58V57H84ZM158 58V59H159ZM29 59V58H28ZM27 59V60H28ZM45 59V58H44ZM64 59V58H63ZM62 59V60H63ZM66 60H67V57L65 58ZM26 60V61H27ZM36 60V59H35ZM38 60H39V58H38ZM42 60V59H41ZM62 60H60V61H62ZM79 60V59H78ZM81 60H82V58H81ZM84 60V59H83ZM17 61H20V60H17ZM65 61V60H64ZM64 61H62V62H64ZM86 61V60H85ZM14 62V64H15V61H13ZM27 62H30V59H29V61H27ZM32 62H34V61H32ZM32 62H30V63H32ZM39 62H41V61H39ZM38 62V64H40ZM51 61H49V63H50ZM70 62V61H69ZM68 62V63H69ZM22 64H23V62H21ZM20 62H19V64H16V66L17 65H20L21 64ZM44 63H46V60H45V62ZM43 63V64H44ZM65 63H67L66 61L64 62V64ZM14 64H12V67H13V65ZM42 64V63H41ZM42 64V66L41 67H38L37 68V71H39L40 73L41 72H43V71H45V72H48V71H51L50 72V74H51V76H52V72L53 71H55V70H52V66H50V65H52V64H50V65H47V64H44L43 65ZM71 65H73L72 63H70ZM78 64V63H77ZM84 65H87V64H85V63H83ZM163 64V65H164ZM167 64V63H166ZM203 64V63H202ZM25 65L27 66V63H25ZM28 65H29V63H28ZM66 65L67 64H65V67H66ZM84 65H82V64H79V65H77V67L74 69V72H76V73H78L81 77H82V79L80 78V77H77V78H80L81 79V81L83 80V82L82 83H90L89 84V86H92V85H95L96 84V82L95 81H97L98 83H100L101 81V79L98 81L97 80V78H96V80L94 81V79H95V75L93 76V75H91L90 74V72H89V65L88 66H84ZM168 65V64H167ZM26 66H24V67H26ZM31 65H29V66H27V68L28 67H30ZM39 66V65H38ZM57 66L58 65H56V67H55V65H54V68L53 69H57ZM69 66L70 65H68V68H69ZM11 67V68H12ZM18 67V66H17ZM36 67H37V63H36ZM72 68H73V66H71ZM71 67H70V70H71ZM88 68V69H86V68ZM164 67H167V66H164ZM248 67V66H247ZM247 67H246V69H247ZM253 67V68H252ZM32 68V67H31ZM58 68H59V66H58ZM64 68V67H63ZM62 68V69H63ZM92 68V67H91ZM242 68V67H241ZM14 69V68H13ZM22 69H23V67H22ZM171 69V68H170ZM210 69V68H209ZM19 70V69H18ZM35 70H36V68H35ZM35 70H34V72H35ZM48 70V71H47ZM66 70H69V69H66ZM92 70V69H91ZM173 70V69H172ZM183 70V69H182ZM244 70V69H243ZM256 70V69H255ZM255 70H254V73L253 72H250L249 71V74H251L252 75V73L253 74H255ZM20 71H23V70H20ZM58 71H60V70H58ZM63 71H64V69H63ZM148 71V70H147ZM181 71V70H180ZM185 71V70H184ZM196 71V70H195ZM224 71H226V70H224ZM246 71H248V70H246ZM253 71V70H252ZM13 72V71H12ZM15 72V71H14ZM13 72V73H14ZM18 72V71H17ZM33 72V71H32ZM187 72V71H186ZM186 72H185V74H181L182 76H184V75H186ZM189 72V71H188ZM244 72V71H243ZM12 73V74H13ZM40 73H39V76H40ZM56 73V72H55ZM65 73H67V71L65 72ZM70 73V72H69ZM72 73V72H71ZM210 73V72H209ZM1 74V73H0ZM4 73H2L1 74V76L3 75ZM37 74H38V72H37ZM54 74V73H53ZM60 74V73H59ZM68 74V73H67ZM236 74V75H237ZM7 75H10V74H7ZM14 75H15V73H14ZM30 75V76H29ZM32 75V73L31 74H28V75H26V76H29V78H30V80L32 79L33 80V77L35 76V74H34V76L32 77L31 76ZM45 75H47V74H45ZM49 75V74H48ZM56 75H57V73L55 74V77H56ZM65 75V74H64ZM79 75H77V76H79ZM156 75V74H155ZM189 75H191V73H189ZM189 75H187V76H189ZM241 75H242V77H243V74H238L237 76L238 77H240V78H236L237 80L239 79V81H237L236 79L234 80L236 83L238 82V84L241 86V84L240 83H242V81L244 80V78H243V80L241 81L240 79H241ZM18 76V75H17ZM39 76H37V77H39ZM50 76V75H49ZM47 77L46 76V78H50V79H52L53 77ZM58 76V75H57ZM60 76V75H59ZM59 76H58V78L57 79H59V80H62L63 81V78L62 79H60L59 78ZM94 78H93V77ZM181 76V77H182ZM226 76H228V75H226ZM248 76V75H247ZM254 76V75H253ZM252 76V77H253ZM4 77V75L2 76V78ZM13 77V76H12ZM25 77V76H24ZM70 77H71V75H70ZM180 77V78H181ZM186 77V76H185ZM182 78L184 81H186L187 79H189L188 77H187V79L186 78ZM190 77V76H189ZM233 77V76H232ZM235 77V76H234ZM233 77V78H234ZM244 77H245V74H244ZM250 76H248V77H245L246 79L247 78H249ZM6 78H7V80L8 79H11V78H9V76L7 77L6 76ZM28 78V77H27ZM28 78V79H29ZM40 78V77H39ZM41 78H42V74H41ZM45 78V77H44ZM228 78V77H227ZM1 79V78H0ZM3 79H5V78H3ZM26 79V78H25ZM49 79V80H50ZM56 79V80H57ZM64 79H65V77H64ZM80 79L79 80H77V81H80ZM186 79V80H185ZM192 79H193V77H192ZM191 79V77H190V81L192 80ZM232 79V78H231ZM255 79V78H254ZM2 80V79H1ZM0 80V81H1ZM6 80V79H5ZM5 80H2V81H5ZM12 80H14L13 78L10 80V81H12ZM32 80L30 81L31 83H32ZM55 80V79H54ZM183 80H181V81H183ZM220 80H221V78H220ZM228 80V79H227ZM230 80V79H229ZM233 80V79H232ZM257 80V79H256ZM27 81V86H29L28 85V80H26ZM53 80H51V83H53L52 82ZM65 81V80H64ZM70 81V80H69ZM72 81V80H71ZM85 81V82H84ZM184 81H183V84H184ZM189 81V82H190ZM196 81V80H195ZM223 81H225L224 79H223ZM231 81V80H230ZM245 81V80H244ZM243 81V82H244ZM246 81H248V80H246ZM251 81H252V79H251ZM259 81V80H258ZM6 82V81H5ZM22 82H24V81H22ZM21 82V83H22ZM36 82V81H35ZM42 82H44L43 80L42 81H40V83H42ZM50 82V81H49ZM61 82V81H60ZM187 82H188V80H187ZM187 82L185 83V84H187ZM197 82V81H196ZM240 82V83H239ZM254 82H256V85H257V81H254ZM3 83V82H2ZM2 83L0 84V86L2 85ZM31 83H30V85H31ZM45 83H46V81H45ZM48 83V82H47ZM46 83V84H47ZM50 83V84H51ZM55 83V82H54ZM73 83V82H72ZM154 83V82H153ZM156 83V82H155ZM180 83V82H179ZM191 83H193V81L191 82ZM191 83H189V84H191ZM231 83H232V81H231ZM235 83V84H236ZM11 84V83H10ZM23 84V83H22ZM32 84H34V83H32ZM38 84V83H37ZM44 84V83H43ZM45 84V85H46ZM77 84V83H76ZM92 84V85H91ZM197 84V83H196ZM260 84H262V82L260 83ZM4 85V84H3ZM9 85V84H8ZM25 82H24V87H25ZM39 86H40V84H38ZM37 85V86H38ZM48 85V84H47ZM70 85V84H69ZM78 85H79V82H78ZM97 85V84H96ZM95 85V86H96ZM192 85V84H191ZM228 85V84H227ZM229 85H231L230 84V82H229ZM247 85V84H246ZM254 85V84H253ZM255 85V86H256ZM5 86V85H4ZM3 86V87H4ZM7 86V85H6ZM22 87H23V85H21ZM41 86H42V84H41ZM41 86H40V88H41ZM51 86H52V84H51ZM51 86L49 87V85L47 86V87H49V89L51 88ZM67 86H68V84H67ZM85 86H86V84H85ZM98 86H101L100 84H98ZM104 86V85H103ZM186 86V85H185ZM190 86V85H189ZM188 86V87H189ZM232 87H231V89L229 90L228 88V92H229V95H230V97H231V94H232V92L233 91H235V93L236 92H238L235 88H234V84L233 85H231ZM237 86V85H236ZM259 86V85H258ZM261 86V85H260ZM263 86H264V84H263ZM3 87H2V89H3ZM7 87H9V86H7ZM21 87V88H22ZM36 87V86H35ZM53 87V86H52ZM69 87H72V86H68V88ZM77 87V86H76ZM75 87V88H76ZM80 87V86H79ZM78 87V88H79ZM87 87V86H86ZM192 87H195V85H192ZM201 87V86H200ZM5 88V87H4ZM12 88V87H11ZM10 88V89H11ZM27 88H29V87H26V89ZM74 87H73V89H75ZM91 88H94V87H91ZM96 89H97V87H95ZM94 88V89H95ZM99 88V87H98ZM101 88V87H100ZM103 88V87H102ZM260 88V87H259ZM6 89V88H5ZM23 89V88H22ZM43 89V88H42ZM45 89H47V88H45ZM53 88H51V90H52ZM72 89V88H71ZM80 89H82V91L83 92H85L86 91V89H84L83 87L81 88L80 87ZM79 89V90H80ZM104 89H106V88H104ZM108 89V88H107ZM189 89V91L188 92H190V88H188ZM193 89H196L197 90V88L195 87V88H193ZM192 89V90H193ZM226 89V90H227ZM234 89V90H233ZM7 90H9V88L8 89H6V91ZM87 90H89V89H87ZM91 90V89H90ZM102 90V89H101ZM111 90V89H110ZM242 90V89H241ZM15 91H17V90H15ZM14 91V92H15ZM37 91H38V88H37ZM48 90H46V92H47ZM82 91H81V94H82ZM93 91V90H92ZM92 91H90L91 92V94H92V96H94L93 94L94 93H92ZM97 91H98V89H97ZM112 92H114L113 90H111ZM186 91H187V89H186ZM253 91H256L255 89L253 90ZM261 91V93H262V91L263 90H260ZM5 92V91H4ZM11 92H12V89H11ZM13 92V93H14ZM53 92H54V90H53ZM96 92V91H95ZM101 92V91H100ZM110 93L109 92V89H108V92H104V91H102V93L106 96L105 98H113V97H115L116 95V93L114 92V93ZM195 91H192V92H190L192 95H194L195 93H197V91L194 93ZM247 92V91H246ZM251 92H252V90H251ZM250 92V93H251ZM256 92H258V90L256 91ZM7 93V92H6ZM37 93H39V92H37ZM36 93V94H37ZM40 93H41V91H40ZM49 93H51V92H49ZM86 93V92H85ZM87 93H88V91H87ZM118 93L119 94H121L119 91H118ZM184 93V92H183ZM182 93V94H183ZM186 93V92H185ZM194 93V94H193ZM234 92H233V98H232V103H233V105L232 106H236V108L234 107L233 109H235V111H236V109H238V112H237V115H235V116H240L242 113L241 112H243V111H241L240 112V110H246V109H240L239 107H241V106H239V105H242V104H244V103H246L247 105H248V107L250 106V104L252 103V101L253 100H255V101H257L258 103L257 104H260V105H264V95L263 96H257V97H252V96H250V95H252L253 93L254 94H256L255 92H253L252 94H249V96L248 97H245V96H241V95H239V96H236V94L238 95V93H236L235 94ZM244 93V92H243ZM15 94H16V92H15ZM45 94V93H44ZM89 94V93H88ZM96 94V93H95ZM97 94H100L99 92L97 93ZM191 94L189 95V96H191ZM253 94V95H254ZM263 94V93H262ZM4 96V98H6L5 96V94H3ZM18 95V94H17ZM41 95H43L42 93H41ZM47 95L49 96L50 94H48V92H47V94H45V96L47 97ZM118 95V94H117ZM135 95V94H134ZM227 95H228V93H227ZM256 95H260V93L258 92V94H256ZM8 96V95H7ZM38 96H40V95H38ZM85 96V98H88L89 97V95H88V97H86V95H84ZM119 96V95H118ZM122 96V95H121ZM131 96V95H130ZM194 96H196V94L194 95ZM197 96H198V94H197ZM197 96H196V98H197ZM9 97V96H8ZM17 97V96H16ZM36 97V96H35ZM50 97H51V95H50ZM123 97V96H122ZM226 97V96H225ZM228 97V96H227ZM10 98V97H9ZM15 98V97H14ZM37 98V97H36ZM117 98H120V97H115V100L117 99ZM192 98V97H191ZM196 98H195V100H196ZM229 98V97H228ZM8 99V98H7ZM46 99H48V97L46 98ZM89 99V98H88ZM131 99V98H130ZM198 99V98H197ZM231 99V98H230ZM245 99H247V100H245ZM9 100V99H8ZM7 100V101H8ZM36 100V99H35ZM38 100V99H37ZM43 100V99H42ZM90 100V99H89ZM108 100H110V99H108ZM119 100H121V99H118V102H117V100L115 101V102H117L116 103V105H118L119 104ZM6 101V102H7ZM49 101V100H48ZM122 101H123V99H122ZM134 101V100H133ZM193 101V100H192ZM229 101H231V100H229ZM0 102H1V99H0ZM8 102H10V100L8 101ZM36 102V101H35ZM38 102V101H37ZM39 102H41V100L39 101ZM50 102V101H49ZM48 102V103H49ZM52 102V101H51ZM91 101H89L88 103H90ZM125 102V101H124ZM196 102H197V100H196ZM198 102H199V100H198ZM33 103H34V100H33ZM53 103V102H52ZM92 103V102H91ZM95 103V102H94ZM120 103H121V101H120ZM228 103V102H227ZM254 103H256V102H254ZM5 104V103H4ZM3 104V105H4ZM7 104V103H6ZM36 104V103H35ZM34 104V105H35ZM43 104V103H42ZM246 104H244V108L246 107L245 105ZM11 105V104H10ZM12 105H13V103H12ZM39 105V104H38ZM44 105V104H43ZM43 105L41 106L42 108H43ZM49 105H50V103H49ZM53 105V104H52ZM90 106H91V104H89ZM122 105H124L123 104V102H122ZM252 105V104H251ZM254 105V104H253ZM251 106L252 108L254 107V106ZM1 106V105H0ZM6 106V105H5ZM9 106V105H8ZM15 106V105H14ZM32 106V105H31ZM36 106V105H35ZM40 106V105H39ZM38 106V107H39ZM93 106V105H92ZM125 106V105H124ZM197 106H199V105H197ZM239 106V107H238ZM258 106V105H257ZM4 107V106H3ZM37 107V108H38ZM40 107V108H41ZM50 107H52L51 105H50ZM200 107V106H199ZM238 107V108H237ZM2 108V107H1ZM17 108V107H16ZM41 108V109H42ZM45 108V107H44ZM118 109H120L119 108V106L117 107ZM123 108V107H122ZM242 108V107H241ZM250 108V107H249ZM254 108H258V107H254ZM4 109V108H3ZM40 109V110H41ZM46 109V108H45ZM44 109V110H45ZM51 109V108H50ZM53 109V108H52ZM51 109V110H52ZM96 109V108H95ZM117 109V110H118ZM198 109V108H197ZM260 109H261V107H260ZM2 110V109H1ZM9 110H10V107H9ZM44 110H43V112H44ZM91 110H92V108H91ZM97 110V109H96ZM122 110V109H121ZM123 110H125V108L123 109ZM196 110V109H195ZM199 110V109H198ZM229 110V109H228ZM247 110H249V109H247ZM246 110V111H247ZM258 110H259V108H258ZM264 109H262L261 111H263ZM4 111V110H3ZM12 111V110H11ZM13 111H15V110H13ZM52 111H54V110H52ZM126 111V110H125ZM234 111V110H233ZM251 111V110H250ZM254 111H256V110H254ZM254 111H253V113H254ZM7 112V111H6ZM46 112H47V110H46ZM55 112H56V110H55ZM54 112V113H55ZM97 112V111H96ZM103 113H105L104 111H102ZM115 112H118V111H115ZM121 112V111H120ZM200 112H202V111H200ZM204 112V111H203ZM235 112V113H236ZM249 112V111H248ZM247 112V113H248ZM0 113H1V111H0ZM11 113V115H12V113H14V112H10ZM10 113L8 114V117L7 118H9V115H10ZM16 113V112H15ZM38 113V112H37ZM41 113V112H40ZM45 113V112H44ZM57 113V112H56ZM122 113V112H121ZM120 113V114H121ZM125 113H127V112H125ZM124 113V114H125ZM206 113V112H205ZM234 113V114H235ZM246 113V112H245ZM246 113V114H247ZM252 113V114H253ZM3 114V113H2ZM24 114V113H23ZM27 114H28V112H27ZM42 114V113H41ZM47 114V119L45 120V121H47V123H48V125H47V123L44 125V127L46 126V127H49V126H52L53 125V123H54V121H55V119L54 118H57L56 117V115L59 117V115L58 114H53V116H51L50 114H52V112L50 113H46ZM99 114V113H98ZM198 114H200L199 112H198ZM204 114V113H203ZM240 114V115H239ZM244 114V113H243ZM249 114V113H248ZM6 115H7V113H6ZM5 115V116H6ZM10 115V116H11ZM16 115V114H15ZM36 115H40L39 113L38 114H36ZM100 115V114H99ZM102 115V114H101ZM103 115H105V114H103ZM102 115V116H103ZM116 115V114H115ZM202 115V114H201ZM245 115V114H244ZM257 116L258 115H260V114H256ZM4 116V115H3ZM13 116H14V114H13ZM41 116V115H40ZM112 116V115H111ZM200 116V115H199ZM203 116V115H202ZM234 116V115H233ZM248 116V115H247ZM254 116V115H253ZM253 116H251V117H253ZM264 116V115H263ZM2 117V116H1ZM15 117V116H14ZM14 117H11V120L10 119H8L9 121H12V118H14ZM19 117L21 118V116L19 115ZM101 117V116H100ZM105 117V116H104ZM104 117H101L102 119L104 118ZM107 117H109L110 118V116H108L107 115ZM201 117V116H200ZM242 117V116H241ZM241 117H237V118H241ZM16 119H17V117H15ZM15 118H14V120H15ZM26 118V117H25ZM24 118V119H25ZM35 118H36V116H35ZM38 119H39V116L37 117ZM42 118H43V115H42ZM112 118H113V116H112ZM236 118V117H235ZM249 119H250V117H248ZM254 118V117H253ZM252 118V119H253ZM23 119V120H24ZM58 120H59V118H57ZM71 119V118H70ZM101 119V120H102ZM105 119H106V117H105ZM111 119V118H110ZM255 119V118H254ZM2 120V119H1ZM0 120V121H1ZM13 120V121H14ZM17 120H19V119H17ZM27 120V119H26ZM25 120V121H26ZM66 120H68V119H66ZM72 120V119H71ZM70 120V121H71ZM107 120V119H106ZM256 120V119H255ZM262 120V119H261ZM260 120V121H261ZM8 121V122H9ZM12 121V122H13ZM20 121V120H19ZM43 121V120H42ZM73 121H74V119H73ZM72 121V122H73ZM77 121V120H76ZM76 121H74L75 123H76ZM105 121V120H104ZM112 121V120H111ZM229 121V120H228ZM239 121V120H238ZM244 121H246V120H244ZM257 121H259V120H257ZM264 121V120H263ZM6 122V121H5ZM15 122V121H14ZM22 122H24V121H22ZM29 122V121H28ZM41 122V121H40ZM44 122V121H43ZM42 122V123H43ZM68 122H69V120H68ZM109 122V121H108ZM237 122V121H236ZM241 122H243V121H241ZM247 122H249V121H247ZM255 122V121H254ZM262 122V121H261ZM4 123V122H3ZM30 123H32V121L30 122ZM34 123H35V121H34ZM42 123H39V124H41V125H43ZM55 123H56V121H55ZM69 123H71V122H69ZM109 123H111V122H109ZM145 123V122H144ZM238 123V122H237ZM253 123V122H252ZM260 123V122H259ZM2 124V123H1ZM0 124V125H1ZM9 124V123H8ZM7 124V126H10L11 127V125H8ZM26 124L27 123H25V126H26ZM36 124V123H35ZM35 124H33V126L35 125ZM37 124H38V122H37ZM262 124H263V122H262ZM262 124L260 125V126H262ZM2 125H4V124H2ZM6 125V124H5ZM13 125H15V123L13 124ZM12 125V126H13ZM20 125V124H19ZM28 125H30L31 126V124H28ZM55 125V127H60V125H59V123H58V125L56 126V124H54ZM73 125L74 124H72V128H73ZM76 125V124H75ZM75 125H74V127H75ZM105 125V124H104ZM106 125H108V123L106 124ZM114 125V124H113ZM252 125V124H251ZM253 125H256V123L255 124H253ZM6 126V127H7ZM30 126H29V128H30ZM108 126H111V125H108ZM245 126H246V124H245ZM259 126V125H258ZM258 126L256 127V129H254V131H256V130H258ZM5 127V130H7L8 129V127L6 128ZM17 127H20V126H17ZM21 127H22V125H21ZM20 127V128H21ZM35 127H36V125H35ZM45 127V128H46ZM53 127V126H52ZM50 128V129H52L53 130V128ZM107 127V126H106ZM263 127V126H262ZM11 128H13V127H11ZM26 128V127H25ZM24 128V129H25ZM28 128V127H27ZM29 128L27 129V130H25L26 132L29 130ZM32 128V127H31ZM30 128V129H31ZM37 128V127H36ZM42 128H43V126H42ZM72 128H69V129H72ZM87 128V127H86ZM90 128V127H89ZM88 128V129H89ZM93 128V127H92ZM95 128V127H94ZM104 127H102V129H103ZM108 128V127H107ZM106 128V129H107ZM113 128V127H112ZM261 128V127H260ZM259 128V129H260ZM3 129V128H2ZM60 129H61V127H60ZM74 129V128H73ZM72 129V130H73ZM109 129H111V128H109ZM109 129H107V131L109 130ZM12 130H14V129H12ZM37 130V129H36ZM42 130V129H41ZM45 130V129H44ZM48 130V129H47ZM51 130V131H52ZM90 130H91V128H90ZM103 130H105V128L103 129ZM114 130V129H113ZM115 130H117V129H115ZM162 130V129H161ZM261 130H263L262 128H261ZM3 131V130H2ZM15 131V130H14ZM14 131H13V134L12 135H14ZM16 131H17V129H16ZM32 131H33V129H32ZM39 131V130H38ZM43 131V130H42ZM42 131H41V133H42ZM49 131V130H48ZM54 131V130H53ZM57 131H58V129H57ZM70 131V130H69ZM240 131V130H239ZM18 132H21V130L19 131L18 130ZM24 132V131H23ZM55 132H56V128H55ZM59 132H61L60 130H59ZM58 132V134H61V133H59ZM71 132H73V131H70V133ZM90 132H92V131H90ZM103 133H104V131H102ZM161 132V131H160ZM251 132V131H250ZM257 132V131H256ZM3 132H1V134H2ZM5 133H6V131H5ZM5 133H3V134H5ZM17 133V132H16ZM30 133H32V132H30ZM40 133V132H39ZM38 133V134H39ZM48 133V132H47ZM93 133L95 134V131H93ZM93 133H91L92 135H93ZM111 133V132H110ZM113 133H115V134H117L115 131L113 132ZM113 133L111 134V135H113ZM120 133V132H119ZM123 133V132H122ZM124 133H126V131H124ZM249 133V132H248ZM247 133V134H248ZM259 132H257V134H258ZM2 134V135H3ZM8 135H9V133H7ZM25 134V136L26 135H28V136H30L29 134H27V133H24ZM43 134V133H42ZM50 134V133H49ZM56 134V133H55ZM57 134V135H58ZM160 134H162V133H160ZM250 134H252V133H250ZM253 134H254V132H253ZM260 134H262V133H260ZM1 135V136H2ZM17 135V134H16ZM23 135V134H22ZM33 135V134H32ZM35 135H36V133H35ZM34 135V136H35ZM40 135V134H39ZM106 135L108 136V134H107V132H106ZM118 135V134H117ZM122 135V134H121ZM124 135V134H123ZM127 135V134H126ZM164 135H166L165 133H164ZM7 136V135H6ZM10 136H11V134H10ZM18 136V135H17ZM20 136V135H19ZM18 136V137H19ZM37 136V135H36ZM40 136H43V139H44V135H40ZM46 136V135H45ZM109 136H110V134H109ZM113 136H115V135H113ZM113 136H111V137H113ZM251 136V135H250ZM255 136V135H254ZM254 136H252V138L254 137ZM261 136V135H260ZM262 136H264V134L262 135ZM262 136H261V138H262ZM2 137H4V139H5V135H3ZM2 137H1V139H2ZM12 137V136H11ZM27 137V136H26ZM101 137H103L102 135H101ZM110 137V138H111ZM117 137H119L118 138V140L120 139V135H118ZM116 137V138H117ZM247 137H248V135H247ZM258 137V136H257ZM16 138V137H15ZM36 138V137H35ZM38 138V137H37ZM39 138H41V137H39ZM53 138V137H52ZM58 138V137H57ZM105 138V137H104ZM115 138V137H114ZM113 138V139H114ZM236 138V137H235ZM238 138V137H237ZM250 138V137H249ZM256 138V137H255ZM255 138H253V139H251L252 140V142H251V140H250V146H249V149H248V152L251 154H253V156L252 157H255L257 160H259V162L257 163V169H260V168H262V167H264V156L262 157V155H260V153H255L256 151H254V150H256V149H258V147L260 148V146H258V145H255V144H258V142L257 143H255L256 141H258V140H255ZM261 138H259V139H261ZM4 139H2V140H4ZM7 139V138H6ZM19 139V138H18ZM17 139V140H18ZM22 138L20 137V140H21ZM30 139V138H29ZM50 139V138H49ZM112 139V138H111ZM245 139H246V137H245ZM244 139V140H245ZM8 140V139H7ZM25 140L27 141V139L25 138ZM35 140H37V139H35ZM40 141L42 140V139H39ZM253 140H255V142L253 141ZM263 140V139H262ZM12 141V140H11ZM19 141V140H18ZM17 141V142H18ZM34 141V140H33ZM38 141V140H37ZM36 141V142H37ZM52 141H54V140H52ZM116 141V140H115ZM248 141V140H247ZM260 141V140H259ZM0 142H2V141H0ZM5 142L6 141H4V144H5ZM20 142V141H19ZM19 142H18V144H15V142H14V144L15 145H18V147L20 146L19 145ZM23 142V140L21 141V143ZM25 142V141H24ZM24 142L22 143V144H24ZM29 142V141H28ZM43 142L45 143V139L41 142L42 143V145H43ZM49 142H51V141H49ZM117 142V141H116ZM249 142V141H248ZM247 142V143H248ZM255 144H254V143ZM20 143V144H21ZM26 143V142H25ZM33 143V142H32ZM141 143V142H140ZM251 143L253 144V145H251ZM262 143H264V141L262 142ZM3 144V143H2ZM9 144V143H8ZM27 144H29V143H27ZM139 144V143H138ZM147 143H145V145H146ZM149 144V143H148ZM35 145H36V143H35ZM41 144H40V146H42ZM51 145V144H50ZM49 145V146H50ZM139 145H141V144H139ZM143 145V144H142ZM142 145H141V148H143L142 147ZM259 145H263V144H259ZM0 146H2L1 144H0ZM7 146V145H6ZM9 146V145H8ZM7 146V147H8ZM24 146V145H23ZM28 146V145H27ZM26 146V147H27ZM36 146H38V145H36ZM46 146H48V143L46 144ZM48 146V147H49ZM137 146V145H136ZM7 147H5V148H7ZM44 147V146H43ZM150 147V146H149ZM245 147V146H244ZM1 148H3V147H1ZM0 148V149H1ZM12 148V147H11ZM15 148V147H14ZM13 148V149H14ZM17 148V147H16ZM20 148V150H21V146L19 147ZM23 148V147H22ZM47 147H45V149H46ZM137 148H138V146H137ZM140 148V147H139ZM10 149V148H9ZM12 149V150H13ZM18 149V148H17ZM38 149V148H37ZM152 150H153V148H151ZM262 149H264V148H262ZM6 150V149H5ZM19 150V149H18ZM19 150V151H20ZM47 150V149H46ZM140 150V149H139ZM143 150H145V148L143 149ZM146 150H147V148H146ZM148 150H149V148H148ZM242 150V149H241ZM259 150V149H258ZM260 150H261V148H260ZM1 151H3V152H5L4 150H2L1 149ZM7 151V150H6ZM9 151V150H8ZM39 151V150H38ZM43 151V150H42ZM49 151V150H48ZM142 151V150H141ZM140 151V152H141ZM150 151V150H149ZM154 151V150H153ZM262 151H264V150H262ZM3 152H2V154H3ZM12 152V151H11ZM11 152L9 153L10 155H11ZM16 152V151H15ZM14 152V153H15ZM36 152V151H35ZM34 152V154H36ZM44 152V151H43ZM43 152H42V154H43ZM151 152V151H150ZM155 152V151H154ZM261 152V151H260ZM5 153H8V152H5ZM33 153V152H32ZM45 153V152H44ZM142 153V152H141ZM152 153V152H151ZM241 153V152H240ZM244 153H245V151H244ZM262 153V152H261ZM41 154V155H42ZM47 154V153H46ZM46 154L44 155L45 156V159H46ZM150 154V153H149ZM258 156H257V155ZM5 155V154H4ZM41 155H37L39 158H40V156ZM230 155V154H229ZM264 155V154H263ZM31 156H33V155H31ZM36 156V155H35ZM147 156H148V153H147ZM146 156V157H147ZM149 156H151V154L149 155ZM153 156V155H152ZM142 157H143V155H142ZM145 157V158H146ZM154 157H157V156H155L154 155ZM1 158V157H0ZM37 158V157H36ZM144 158V159H145ZM248 158H249V156H248ZM31 159H32V157H31ZM34 160H37V159H35V158H33ZM44 159V160H45ZM143 159V160H144ZM153 159V158H152ZM33 160V161H34ZM43 160V161H44ZM147 160H149V159H147ZM151 160V159H150ZM155 160H157V158L155 159ZM38 161V160H37ZM40 161V160H39ZM47 161H49V160H47ZM51 164H52V162L51 161H49ZM149 162V161H148ZM147 162V163H148ZM153 162V161H152ZM255 162H257V161H255ZM0 163H1V161H0ZM35 163V162H34ZM41 163V162H40ZM44 163V162H43ZM145 163V162H144ZM151 163V162H150ZM149 163V164H150ZM154 163V162H153ZM156 163V162H155ZM159 162H158V160H157V163L156 164H158ZM33 164V163H32ZM36 164V166H37V163H35ZM34 164V165H35ZM86 164V163H85ZM149 164H147L148 166H149ZM253 164V163H252ZM2 165V164H1ZM44 165H46V163L44 164ZM47 165H50V164H47ZM53 165H54V163H53ZM57 166L56 167H54V170H56V171H51V170H48V171H51V173H56V175H58V176H64L65 175V177L68 175V166L66 165V169L65 168H63L62 166H59L58 164H56ZM61 165V164H60ZM146 165V166H147ZM151 165V164H150ZM159 165V164H158ZM250 165V164H249ZM254 165H256V163L254 164ZM39 166H42V165H39ZM153 166V165H152ZM155 166V165H154ZM3 167V166H2ZM45 167V166H44ZM46 167H48V166H46ZM50 168H51V166H49ZM150 167V166H149ZM156 167H157V165H156ZM159 167V166H158ZM37 168V167H36ZM72 168V167H71ZM82 168V167H81ZM139 168V167H138ZM152 168V167H151ZM3 169V168H2ZM35 169V168H34ZM40 169H42V168H40ZM45 169H47V168H45ZM74 169V168H73ZM77 168H75V170H76ZM79 169H80V167H79ZM136 169V168H135ZM155 169V168H154ZM156 169H158V168H156ZM242 169V168H241ZM37 170H39V169H37ZM36 170V171H37ZM52 170H53V168H52ZM143 170V169H142ZM152 170H153V168H152ZM4 172H5V170H3ZM2 171V172H3ZM43 171H44V169H43ZM43 171H41L42 173H43ZM136 171H138V170H136ZM135 171V172H136ZM144 171V170H143ZM249 171V170H248ZM256 171L257 170H255V172L254 173H256ZM3 172V173H4ZM44 172H46V171H44ZM71 172V171H70ZM78 172V171H77ZM142 172V171H141ZM147 171H145V173H146ZM264 172V171H263ZM262 172V173H263ZM39 173H40V171H39ZM80 173V172H79ZM83 173V172H82ZM94 173V172H93ZM143 173V172H142ZM149 173V172H148ZM155 173V172H154ZM153 173V174H154ZM2 174V173H1ZM47 173H45V175H46ZM74 174V173H73ZM85 174V173H84ZM141 174V173H140ZM147 174V173H146ZM152 174V175H153ZM264 174V173H263ZM9 175V174H8ZM45 175H44V177H45ZM47 175H49V174H47ZM51 175H54V174H51ZM51 175H49V176H51ZM74 175H76V174H74ZM86 175V174H85ZM85 175L84 176H80V178H81V180H83L82 179V177H85ZM138 175V174H137ZM150 175H151V173H150ZM150 175L148 176V177H150ZM151 175V176H152ZM156 175V174H155ZM238 175V174H237ZM254 175V174H253ZM255 175H258L257 177H256V180H253V181H257V178H259L260 179V175H261V172L260 171H257V174H255ZM3 176V175H2ZM79 176V175H78ZM78 176H75V178H77ZM140 176V175H139ZM141 176H143V174L141 175ZM5 177H6V175H5ZM9 177V176H8ZM11 177H12V175H11ZM10 177V178H11ZM46 177H48V176H46ZM61 177V178H62ZM74 177V176H73ZM136 177H138V176H136ZM135 177V178H136ZM153 177V176H152ZM255 177V176H254ZM9 178V180H11ZM17 178V177H16ZM15 177H14V179L15 180H17ZM51 178V179H50ZM50 178H48V179H50V181L52 180V177H50ZM69 178V177H68ZM80 178H78V179H80ZM145 179L147 178V176H145L144 177ZM143 178V179H144ZM253 178V177H252ZM3 179V178H2ZM2 179H0V180H2ZM6 179H7V177H6ZM5 179V180H6ZM55 178H53V180H54ZM63 179H64V177H63ZM63 179L62 180H59V181H63ZM70 179H72V178H70ZM74 179V178H73ZM139 179V178H138ZM138 179L136 180L135 179V181H138ZM141 179V178H140ZM142 179V180H143ZM250 179V178H249ZM254 179V178H253ZM258 179V180H259ZM9 180H7V182L9 181ZM52 180V181H53ZM68 181H69V179H67ZM75 180H77V179H75ZM74 180V181H75ZM85 180V179H84ZM149 180H150V178H149ZM225 180V179H224ZM74 181L72 180V182H73V184H72V182L70 183V182H67V184H69V187H74L75 185V183H74ZM78 181V180H77ZM141 181V180H140ZM139 181V182H140ZM144 181V180H143ZM153 182H154V180H152ZM152 181H150V182H152ZM262 181H263V179H262ZM1 182H5V181H1ZM13 182H15V181H13ZM18 182V181H17ZM17 182H15L16 184H17ZM54 182V181H53ZM138 182V183H139ZM142 182V181H141ZM146 182V181H145ZM152 182V183H153ZM156 182V181H155ZM259 182V181H258ZM258 182H256V183H258ZM57 182H55V184H56ZM62 183H65L66 184V180L65 181H63ZM77 183H79V182H77ZM149 183V182H148ZM147 183V184H148ZM253 184L255 183V182H252ZM256 183L254 184V187H255V185H256ZM261 183V185H262V183L264 184V181L263 182H260ZM2 184V183H1ZM19 184V183H18ZM54 184V186H56ZM59 186H60V184H59V182L57 183ZM142 185L144 184V183H141ZM146 184V183H145ZM149 184H151V183H149ZM149 184H148V186H149ZM3 185V184H2ZM6 185H7V183H6ZM21 186H22V184H20ZM74 185V186H73ZM87 185V184H86ZM85 185V186H86ZM153 185V184H152ZM152 185H151V188H152ZM154 185H156V184H154ZM251 185V184H250ZM19 186V185H18ZM21 186H19L20 187V189H21ZM62 186V185H61ZM68 186V185H67ZM77 186V185H76ZM78 186H79V184H78ZM139 186H141V185H139ZM145 186V185H144ZM230 186V185H229ZM257 186H259V184H257ZM256 186V187H257ZM0 187H4V186H0ZM57 187V186H56ZM88 187V186H87ZM147 187V186H146ZM145 187V188H146ZM253 187V188H254ZM255 187V188H256ZM262 187H264V185L262 186ZM262 187L260 186V189L262 190ZM5 188H7V186H5ZM85 188V187H84ZM89 188V187H88ZM87 188V189H88ZM91 188V187H90ZM143 187L141 186V188L140 189H142ZM150 188V189H151ZM2 189H4V188H2ZM19 189V190H20ZM23 189V188H22ZM21 189V190H22ZM35 189V188H34ZM70 189V188H69ZM73 189H76V187H74ZM83 189V188H82ZM81 189V190H82ZM140 189H139V191H140ZM155 189H156V187H155ZM233 189H235V188H233ZM241 189V188H240ZM36 190V189H35ZM78 190H80V189H78ZM216 190V189H215ZM252 190H254V189H252ZM261 190H259V191H261ZM26 192H27V190H25ZM24 191V192H25ZM33 191V190H32ZM149 191V190H148ZM239 191V190H238ZM241 191V190H240ZM251 191V190H250ZM264 191V190H263ZM2 192H3V190H2ZM2 192H1V194H2ZM20 192H22V191H20ZM35 192V191H34ZM80 192V191H79ZM84 192V191H83ZM129 192H130V190H129ZM150 192V191H149ZM153 192V191H152ZM152 192H151V194H152ZM155 192V191H154ZM226 192V191H225ZM233 191H231V193H232ZM235 192H236V190H235ZM255 192H257V191H255ZM29 193V192H28ZM28 193H26V194H28ZM139 193V192H138ZM143 193H144V191H143ZM142 193V194H143ZM148 193V192H147ZM211 193V192H210ZM218 193V191L216 190V194ZM223 193V192H222ZM239 192H237V194H238ZM259 193V192H258ZM261 193V192H260ZM20 194H22V193H20ZM25 194V193H24ZM30 194V197H32L31 196V193H29ZM127 194H129L128 192H127ZM139 194H141V191H140V193ZM156 194H158V193H156ZM212 194V193H211ZM226 194V193H225ZM225 194H224V196H225ZM237 194H234V195H237ZM241 194L243 195V193L241 192ZM250 194V193H249ZM255 194V193H254ZM262 194H263V192H262ZM23 195V194H22ZM32 195H35V194H32ZM89 195V194H88ZM91 195V194H90ZM93 196H94V194H92ZM134 195V194H133ZM144 195H145V193H144ZM144 195H142L143 197H141L142 198V200L144 201L145 199H147V200H151V199H148V198H145L144 199ZM149 195L150 194H148V197H149ZM227 195V194H226ZM233 195V193L232 194H230V196H232ZM242 195H239L240 197L239 198H241L242 197ZM244 195H245V193H244ZM2 196H3V194H2ZM2 196L0 195V197L2 198ZM25 196H27V195H25ZM128 196V195H127ZM129 196H130V194H129ZM131 196H132V194H131ZM146 196H147V194H146ZM145 196V197H146ZM152 196V195H151ZM150 196V197H151ZM221 196H222V194H221ZM223 196V197H224ZM249 196V195H248ZM252 196H253V194H252ZM258 196V195H257ZM260 196H261V194H260ZM29 197V196H28ZM155 197V196H154ZM153 197V198H154ZM158 197V196H157ZM190 197H191V193H190ZM250 197H251V195H250ZM259 197V196H258ZM33 198V197H32ZM130 198V197H129ZM132 198V197H131ZM133 198H134V196H133ZM153 198H152V200H153ZM156 198V197H155ZM221 198V197H220ZM236 198V196L233 198V199H235ZM237 198H238V196H237ZM247 198V197H246ZM30 199V198H29ZM157 199V198H156ZM159 199V198H158ZM186 199V198H185ZM223 199V198H222ZM225 199V198H224ZM229 199H232V197L231 198H229ZM249 199V198H248ZM31 200H33V199H31ZM43 200V199H42ZM124 200V199H123ZM122 200V201H123ZM141 200V199H140ZM151 200V201H152ZM160 200V199H159ZM189 200V199H188ZM254 200V199H253ZM36 201H38V200H36ZM35 200H33V203L34 202H36ZM40 201V200H39ZM38 201V202H39ZM155 201V200H154ZM185 201V200H184ZM256 200H254L253 202H255ZM258 201V200H257ZM42 202V201H41ZM149 202V201H148ZM156 202H158V201H156ZM155 202V203H156ZM2 203V202H1ZM1 203H0V205H1ZM35 204V203H34ZM158 204V203H157ZM160 204V203H159ZM162 204V203H161ZM15 205H17V204H15ZM36 205V204H35ZM254 205V204H253ZM2 206V205H1ZM0 206V207H1ZM14 206V205H13ZM37 206H39V205H37ZM40 206H41V204H40ZM39 206V207H40ZM155 206H157V205H155ZM154 206V207H155ZM212 206V205H211ZM255 207L257 206V204L256 205H254ZM14 207H16V206H14ZM56 207H58V206H56ZM241 207V206H240ZM2 208V207H1ZM64 208V207H63ZM140 208V207H139ZM151 208H152V206H151ZM238 208V207H237ZM244 208V207H243ZM251 208V207H250ZM19 210L18 208H15V210ZM32 209V208H31ZM56 210H61L60 208L59 209H57V208H55ZM147 209H149V208H147ZM258 211L256 212L257 213V215H259V216H262V215H264L263 214V212H264V203L261 201V203H259V201H258ZM2 210V209H1ZM151 210V209H150ZM159 210V209H158ZM162 210V209H161ZM189 210V209H188ZM238 210H241V209H238ZM247 210V209H246ZM246 210H243L244 212L246 211ZM249 210V209H248ZM252 210V209H251ZM251 210H250V212L248 213V214H250L251 213ZM254 210V209H253ZM255 210H256V208H255ZM3 211V210H2ZM1 211V212H2ZM7 211V210H6ZM30 211V210H29ZM63 211H64V209H63ZM153 211V210H152ZM208 211V210H207ZM227 211V210H226ZM231 212H232V210H230ZM237 211V210H236ZM57 212V211H56ZM59 212H62V211H59ZM188 211H186L185 213H187ZM228 212V211H227ZM4 213H6V212H4ZM30 213H32V212H30ZM63 213H65V212H63ZM150 213V212H149ZM152 213V212H151ZM150 213V214H151ZM156 213V212H155ZM242 213V212H241ZM239 214V211H238V213L237 212H232L230 215L229 214H227V218L226 219H229L228 220V223L226 224V222H225V226L222 228L221 227V229L220 230H218L219 232L218 233H220V231L222 232H228V231H232V232H234V233H236V234H238L239 235V238H238V236H237V238H235V239H237L236 240V247H235V249H234V247L232 248V245L233 244H230L229 245V247L227 248V250H218V252L216 251V250H214L213 248L215 247V244H214V247H212V249L211 250H209V252H208V260L206 259V257H205V259L208 261V262H206V264H264V224H260V223H256L255 225H253V227H251L252 228V231H251V234H250V237L249 238H246V233L248 232L247 230H248V225L250 224V223H252V221L250 220V215H249V217L246 215V214H244V213H242V214ZM255 213V212H254ZM8 214V213H7ZM58 214V213H57ZM56 214V215H57ZM66 214V213H65ZM146 214V211H145V213L143 214V216ZM148 214V213H147ZM154 214V213H153ZM152 214V215H153ZM160 215L162 214V213H159ZM217 214V213H216ZM251 214H253V212L251 213ZM20 215V214H19ZM19 215L17 216L18 218H22V217H19ZM44 215V214H43ZM60 215H61V213H60ZM151 215V216H152ZM175 215H177V214H175ZM210 215V214H209ZM215 215V214H214ZM254 215V214H253ZM149 216V215H148ZM155 216H156V214H155ZM154 216V217H155ZM186 216V215H185ZM213 216V215H212ZM220 216V215H219ZM224 216V215H223ZM258 216V217H259ZM64 217H66L65 219H67V216L65 215ZM163 217V216H162ZM177 217V216H176ZM229 217V218H228ZM59 218V217H58ZM68 218H69V216H68ZM147 218V217H146ZM150 218V217H149ZM152 218V217H151ZM159 218V217H158ZM212 218V217H211ZM264 218V217H263ZM17 219V218H16ZM59 219H62V218H59ZM143 219H145V218H143ZM217 219V218H216ZM15 220V219H14ZM23 220V219H22ZM21 220V221H22ZM151 220V219H150ZM160 220V219H159ZM167 221L166 220V217L165 218H163V221ZM171 220H172V218H171ZM215 219H212V222L214 221ZM16 221V220H15ZM14 221V223H16V222H18V220L15 222ZM20 221V222H21ZM59 221H61V220H59ZM63 221V220H62ZM66 220H64V222H65ZM127 221V220H126ZM158 220H156V222H157ZM161 221V220H160ZM163 221H161L162 223H163ZM165 221H164V223H165ZM256 221V220H255ZM58 222V221H57ZM57 222L56 221H54V223H56L57 224ZM148 222H149V220H148ZM153 221H151V223H152ZM210 222H211V220H210ZM216 222V221H215ZM218 222V221H217ZM217 222H216V224H217ZM223 222V221H222ZM222 222H220V223H222ZM263 222H264V220H263ZM54 223H53V226L55 227L56 226V224L54 225ZM65 223H67V222H65ZM68 223H69V221H68ZM140 223H141V221H140ZM158 223V222H157ZM188 223V222H187ZM194 223V222H193ZM17 224V223H16ZM15 224V225H16ZM23 224H24V222H23ZM22 224V225H23ZM43 224V223H42ZM41 224V225H42ZM64 224V223H63ZM137 224V223H136ZM143 224H144V221H143ZM147 224V223H146ZM145 224V225H146ZM153 224H154V222H153ZM176 224V223H175ZM209 224V223H208ZM207 224V225H208ZM239 224H243V226L241 227V228H239L238 230L236 229L237 227L235 226V225H239ZM11 225V224H10ZM51 225V223L48 225L47 224V227L48 226H50ZM59 225V224H58ZM57 225V226H58ZM67 225L68 224H66V227H65V230H67L66 228H67ZM144 225V226H145ZM148 225H150V222H149V224ZM166 225H168V224H166ZM185 225V224H184ZM183 225V226H184ZM188 226H189V223L187 224ZM191 225H192V222H191ZM190 225V226H191ZM199 225V224H198ZM206 224L204 225V227H206L207 226ZM210 225V224H209ZM208 225V226H209ZM218 225V224H217ZM20 226V225H19ZM70 226V225H69ZM159 226V225H158ZM164 226V225H163ZM182 226V225H181ZM187 226V227H188ZM194 226V225H193ZM196 226V225H195ZM200 226V225H199ZM203 226V225H202ZM222 226V225H221ZM18 227V226H17ZM27 227V226H26ZM43 227V226H42ZM46 227V226H45ZM54 227H52L51 229L53 230V229H55ZM61 227V226H60ZM127 227H129V226H127ZM136 227V225H134V227L133 228H135ZM140 227H142V225L140 226ZM139 227V228H140ZM150 227V226H149ZM154 227V226H153ZM153 227H151V229L153 228ZM155 227H157V226H155ZM154 227V228H155ZM160 227V226H159ZM167 227V226H166ZM173 227H174V225H173ZM197 227V226H196ZM201 227V226H200ZM203 227V228H204ZM215 228H216V226H214ZM219 227H220V224H219ZM24 228V227H23ZM30 229H31V231H32V228L31 227H29ZM29 228H27V229H29ZM36 228V227H35ZM34 228V229H35ZM39 229H40V227H38ZM57 228H59V226L57 227ZM160 228H162V226L160 227ZM164 228V227H163ZM185 228H186V226H185ZM189 228V227H188ZM194 228V227H193ZM192 228V229H193ZM199 228V227H198ZM202 228V227H201ZM202 228V229H203ZM215 228H211V226H210V228H207L206 227V229L205 230H203V231H197V233H195V231L193 232V233H195V235H193V237L194 236H196V238L197 237H199L200 238V240L201 239H203V238H201L200 236H206V237H209V238H213L214 237V235L216 236V233H217V229H215ZM38 229V230H39ZM50 229V228H49ZM48 229V230H49ZM64 229V228H63ZM68 229H70L69 227H68ZM137 229H138V227H137ZM136 229V230H137ZM168 229V228H167ZM179 229V227L177 228V230ZM200 229V228H199ZM219 229V228H218ZM17 230V229H16ZM15 230V231H16ZM42 230H43V228H42ZM44 230H45V228H44ZM60 230V229H59ZM61 230H62V228H61ZM140 230V229H139ZM156 230H158V229H156ZM160 230V229H159ZM159 230H158V232H159ZM165 230V229H164ZM176 230V231H177ZM184 230V229H183ZM197 230V229H196ZM18 231V230H17ZM29 231V230H28ZM37 231V230H36ZM35 231V232H36ZM50 231L51 230H49V234H50ZM57 231V230H56ZM69 231V230H68ZM155 231V230H154ZM162 231V230H161ZM160 231V232H161ZM168 231V230H167ZM175 231V232H176ZM186 231H188V229L186 230ZM186 231L184 232V233H186ZM23 232H24V230H23ZM23 232L21 233V231L19 232L20 234H19V236L20 237H23V242L25 243V245L26 246H28V249L30 248L31 249V247H33L34 246V243H33V241H32V239L30 240L29 239V237L27 236L28 234H26V235H24L23 234ZM34 232V231H33ZM34 232V233H35ZM38 233H39V231H37ZM44 232V231H43ZM134 232H135V230H134ZM151 232H153V230L151 231ZM159 232V233H160ZM172 232V231H171ZM179 232H181V231H179ZM27 233V232H26ZM45 233V232H44ZM60 233L62 234V232L60 231ZM154 233H156V232H154ZM158 233V234H159ZM190 233V232H189ZM234 233H229V234H231V235H233ZM17 234V233H16ZM37 234V233H36ZM39 234H41V233H39ZM48 234V233H47ZM59 235V233L57 232V233H55V236H57V235ZM65 234V233H64ZM69 234V233H68ZM151 234V233H150ZM161 234H162V232H161ZM164 234V233H163ZM225 234V233H224ZM33 235V234H32ZM35 235V234H34ZM45 236L44 237H46V234H44ZM70 235H71V233H70ZM149 235V234H148ZM220 235V234H219ZM226 235V234H225ZM38 236V238H39V236L40 235H37ZM49 236V235H48ZM47 236V237H48ZM62 236H63V234H62ZM67 236V235H66ZM72 236V235H71ZM152 236V235H151ZM154 236V235H153ZM159 236H160V234L158 235V238H159ZM217 236H218V234H217ZM221 236V235H220ZM219 236V237H220ZM226 236H228L230 239H231V237L232 236H229V235H226ZM225 236V237H226ZM236 236H234V237H236ZM40 237H42V240L44 239L43 238V235H41ZM69 237L70 236H68V238H67V240L69 239ZM73 237V236H72ZM77 237V236H76ZM181 237V236H180ZM205 237V238H206ZM222 237V236H221ZM34 238H35V236H34ZM52 239H53V237H51ZM50 238V239H51ZM54 238H56V237H54ZM58 238V237H57ZM59 238H60V236H59ZM63 238V237H62ZM61 238V239H62ZM74 238V237H73ZM155 238V237H154ZM179 238V237H178ZM190 238H192L191 236H190ZM205 238H204V240H205ZM227 238V237H226ZM47 239V238H46ZM45 239V240H46ZM76 239V238H75ZM152 239V238H151ZM182 239H183V242H184V246H185V248H186V251H193L194 249H195V247H193V245H190V242L188 241V235L186 236V234H185V236H183L182 237ZM223 239H224V235H223ZM229 239V240H230ZM36 240H38V239H36ZM35 240V241H36ZM39 240H40V238H39ZM49 240V239H48ZM56 240V239H55ZM59 240V239H58ZM81 240V239H80ZM156 240V239H155ZM173 240V239H172ZM191 240V239H190ZM194 240H195V238H194ZM208 240V239H207ZM215 240V239H214ZM217 240V239H216ZM216 240H215V242H216ZM219 240V239H218ZM220 240H222V238H220ZM20 241H22V240H20ZM44 241V240H43ZM51 241V243H52V240H50ZM54 241V240H53ZM57 241V240H56ZM62 241V240H61ZM76 241H77V239H76ZM198 242V238H197V240H195V242ZM210 241V240H209ZM231 241H233V239L231 240ZM235 241V240H234ZM45 242H47V241H45ZM60 242V241H59ZM75 242V241H74ZM173 242V241H172ZM193 242V244H194V246H196L195 245V243H194V241H192ZM196 242V243H197ZM211 242V241H210ZM209 242V243H210ZM212 242H214V241H212ZM211 242V243H212ZM224 242V241H223ZM229 242V241H228ZM228 242H227V244H228ZM19 243H21V242H19ZM37 243V242H36ZM40 243V242H39ZM57 243V242H56ZM56 243H52L53 245L54 244H56ZM61 243L62 242H60V245H61ZM64 243H66L65 241H64ZM77 243V242H76ZM75 243V244H76ZM150 243H151V241H150ZM175 243V242H174ZM173 243V244H174ZM179 242H177V244H178ZM204 243V242H203ZM208 243V242H207ZM210 243V244H211ZM230 243V242H229ZM233 243V242H232ZM234 243V244H235ZM22 244V243H21ZM20 244V246H22ZM42 244V243H41ZM41 244H38V245H41ZM43 244H44V242H43ZM42 244V245H43ZM78 244V243H77ZM158 244L159 243H157V244H155L156 245V247L158 246ZM176 244V245H177ZM210 244L209 245H207V246H210ZM48 245H50V244H48ZM57 245H59V244H57ZM69 245H70V243H69ZM73 245H74V243L72 244V248H73ZM151 245V244H150ZM154 245V244H153ZM198 245H201V244H198ZM223 245H225V244H223ZM62 246V245H61ZM66 246H67V244H66ZM76 246H78V245H76ZM80 246V245H79ZM82 246V245H81ZM152 246V245H151ZM182 246V245H181ZM184 246L183 247H181V248H184ZM206 246V247H207ZM212 246H213V244H212ZM226 246V245H225ZM228 246V245H227ZM226 246V247H227ZM234 246V245H233ZM37 247H39V246H37ZM42 247V246H41ZM41 247H40V249H41ZM43 247H45V246H43ZM47 247V246H46ZM52 248H53V246H51ZM57 247V246H56ZM60 247V246H59ZM64 247V246H63ZM68 247V246H67ZM154 247V246H153ZM153 247H151V248H153ZM155 247V248H156ZM159 247L160 246H158V248L157 249H159ZM176 247H178V246H176ZM201 247V246H200ZM25 248V247H24ZM52 248H50L49 247V250L51 249L52 250ZM55 248V247H54ZM53 248V249H54ZM66 247H64V250H67V249H65ZM149 248V247H148ZM161 248V247H160ZM163 248V247H162ZM167 248H169L168 246H167ZM171 248L172 247H170V250H171ZM174 248V247H173ZM180 248V249H181ZM184 248V249H185ZM225 248V247H224ZM27 249V250H28ZM38 249V248H37ZM47 249H48V247H47ZM62 249V248H61ZM61 249H58V252H59V250L61 251ZM69 249H71V248H69ZM74 249H77V248H75L74 247ZM81 249V248H80ZM200 249V248H199ZM207 249V248H206ZM24 250H26V249H24ZM27 250L26 251H24L23 252V254L24 253H28L27 252ZM39 250V249H38ZM48 250V251H49ZM63 250V249H62ZM79 250V249H78ZM155 250V249H154ZM170 250L168 251L169 252V254L170 253H172V251L170 252ZM183 250V249H182ZM197 250V249H196ZM32 251V250H31ZM30 250H29V252H31ZM43 251V250H42ZM55 251H56V249H55ZM68 251V250H67ZM77 251V250H76ZM80 252H81V250H79ZM79 251H77V252H79ZM144 251V250H143ZM149 251V250H148ZM153 251V250H152ZM155 251H157V250H155ZM175 251H176V249H175ZM177 251H178V249H177ZM185 251V252H186ZM208 251V250H207ZM49 252H51V251H49ZM53 252V251H52ZM62 252V251H61ZM74 253L75 255V257H79V255H78V253ZM83 252H85V251H83ZM189 252V253H190ZM196 252V251H195ZM194 252V253H195ZM204 252V251H203ZM39 253V252H38ZM54 253V252H53ZM73 253V252H72ZM82 253V252H81ZM158 254H159V252H157ZM166 254H167V252H165ZM178 253H180V252H178ZM188 253V252H187ZM192 253V252H191ZM190 253V254H191ZM197 253V252H196ZM196 253L195 254H192V255H196ZM198 253H199V251H198ZM205 253H206V251H205ZM204 253V254H205ZM25 254V255H26ZM29 254V253H28ZM27 254V255H28ZM49 254H51V253H49ZM55 254V253H54ZM64 254H65V252H64ZM63 254V255H64ZM78 256H77V255ZM80 254V253H79ZM82 254H86V253H82ZM157 254V255H158ZM162 254H163V252H162ZM165 254V255H166ZM176 254V253H175ZM175 254H173V255H170V256H167L166 258H168V257H172V256H174ZM183 254V253H182ZM200 254V253H199ZM203 254V255H204ZM30 255H32V254H29L28 256H30ZM43 255V254H42ZM68 254H66V256H67ZM72 255V254H71ZM86 255H91V254H86ZM94 255V254H93ZM145 255V254H144ZM143 255V256H144ZM160 255V254H159ZM158 255V256H159ZM181 255V254H180ZM191 255V256H192ZM35 256V255H34ZM51 256V255H50ZM53 256H55V255H53ZM53 256H51V258L53 257ZM58 256H59V254H58ZM60 256H62V254H60ZM81 256V255H80ZM83 256V255H82ZM145 256H147V255H145ZM149 256V255H148ZM163 256V255H162ZM179 256V255H178ZM196 256H198V254L196 255ZM195 256V257H196ZM201 255H199V257H200ZM206 256H207V254H206ZM24 257V256H23ZM36 257V256H35ZM34 257V258H35ZM46 257V256H45ZM84 257H86L87 258V256H85L84 255ZM152 257V256H151ZM154 257V256H153ZM156 257V256H155ZM184 257H185V255H184ZM192 257H194V256H192ZM191 257V258H192ZM194 257V259L193 260H195L196 258ZM28 258H30V257H28ZM28 258H26V259H28ZM47 258V257H46ZM54 258V257H53ZM53 258L51 259V260H53ZM57 258V257H56ZM56 258H54V261H52V263L51 262H49V260H48V262H47V264H57V261H56ZM62 258V257H61ZM60 258V259H61ZM63 258H64V256H63ZM66 258H68V256L66 257ZM80 258V257H79ZM82 258V257H81ZM80 258V259H81ZM145 258H147V257H143V259H145ZM160 258H162V257H160ZM173 258V257H172ZM175 258V260L176 259H179V258H177V254H176V257H174ZM174 258H173V260H174ZM190 258V257H189ZM188 258V259H189ZM190 258V259H191ZM203 258V257H202ZM22 259V258H21ZM60 259H58V260H60ZM71 259H73V257L71 258ZM89 259H90V257H89ZM88 259V260H89ZM100 259V258H99ZM148 259V258H147ZM158 258H156V260H157ZM165 259V258H164ZM189 259V260H190ZM204 259V260H205ZM36 260V259H35ZM46 260V261H47ZM70 260V259H69ZM82 261L84 260V259H81ZM91 260V259H90ZM149 260H153V258H151V259H149ZM162 260V259H161ZM169 260V259H168ZM172 260V259H171ZM170 260V261H171ZM179 260H182V258L181 259H179ZM200 260V259H199ZM18 261H20V260H18ZM22 261V263H23V261L24 260H21ZM20 261V262H21ZM29 261H32L31 259L29 260ZM29 261H27V263L29 262ZM60 261H62V259L60 260ZM74 261H77L76 263H80L81 261H79V259L78 260H75V258H74ZM85 262L84 263H82V264H87V260L85 259L84 260ZM92 261V260H91ZM91 261H89V262H91ZM94 261V263H95V260H93ZM97 262H99L98 260H96ZM102 261H104V260H101V262ZM144 261H147L146 259L144 260ZM154 261V260H153ZM158 262V264H160L161 262H159V259L157 260ZM165 261V260H164ZM167 261V260H166ZM165 261V262H166ZM191 261H192V259H191ZM191 261L189 262V263H191ZM203 261V260H202ZM25 262V261H24ZM33 262V261H32ZM32 262H31V264H32ZM73 262V261H72ZM72 262H70V263H72ZM134 262V261H133ZM150 262V261H149ZM149 262L147 261V264H149ZM163 262V261H162ZM172 262V261H171ZM177 262V260L175 261V263ZM181 262V261H180ZM186 262H188V261H186ZM195 262H196V260H195ZM198 263H199V261H197ZM200 262H201V260H200ZM30 263V262H29ZM28 263V264H29ZM59 263V262H58ZM74 263V262H73ZM100 263V262H99ZM144 263V262H143ZM154 262H152L151 264H153ZM164 263V262H163ZM169 262H167V264H168ZM173 263V262H172ZM171 263V264H172ZM197 263V264H198ZM20 264V263H19ZM35 264V263H34ZM40 264V263H39ZM81 264V263H80ZM90 264V263H89ZM91 264H93V263H91ZM100 264H102V263H100ZM139 264V263H138ZM145 264V263H144ZM186 264H188V263H186ZM191 264H193V262L191 263Z\"/></svg>",
    "mask_w": 264,
    "mask_h": 264
}]
</instances>
